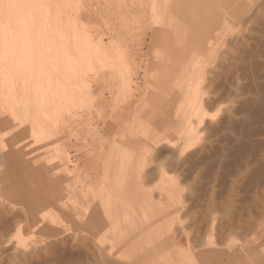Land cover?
Segmentation results:
<instances>
[{
  "label": "bare ground",
  "instance_id": "6f19581e",
  "mask_svg": "<svg viewBox=\"0 0 264 264\" xmlns=\"http://www.w3.org/2000/svg\"><path fill=\"white\" fill-rule=\"evenodd\" d=\"M81 1L83 0H0V133L6 131L7 134H11L12 135V138L15 136L16 137V133L20 134V132L22 131H26V130H29L32 134H30V136L32 137V146H35V144H39V143H46L48 142L49 140H53V139H57V137L61 134V133H71L68 137H70L72 135V137H75L76 135V138L75 139L76 141H80L82 140V142L84 143V145L86 147H84V149L82 148V151H84L87 147V151H88V154H94L95 153H98L100 150L97 146L102 145V148H103V144H105L104 141L106 140H102L104 143H100L98 142V140L100 141L102 138H99L97 140V143H96V135H99L97 134L96 132L93 131L92 128H94L93 124L91 123V119L96 116V117H99V118H102V116L106 115L107 113V109L106 107L109 105V108H110V104L112 103V100H111V103L109 104L108 103H105L104 100H103V95L101 94H97L95 95L91 90L90 88L87 87V85H85L84 83H82L84 80L82 79L84 76H86L88 73L92 72V73H95L96 75H98V72H95L93 71L94 69H96L95 67L99 66V68H106V67H109L110 69H104L105 70V73L104 71L100 72L101 75H107L106 73V70H109V71H113L114 74L117 75L118 79H120L118 81L117 77L116 78H113V76H111L115 81L117 79L118 82H120L119 84H122V87L120 89V87H118V89H120L117 93L120 95L119 98L122 102V100L124 99V97L122 96H125L127 95H132L134 90H135V93L137 91V89L133 88L135 85L137 84H133L134 86H132V82L131 81V77L133 75L131 74H134L133 71H132V68H131V65H133L132 67L135 68V64H137L136 62V52L134 50V48L130 49V51L128 50L129 49V45H132L134 44L133 46L136 45V42L140 36L138 35L137 31L139 32V29L140 30H143L142 27H139V29L137 30L136 28H138L137 26H139V24L137 25H134L136 26V30L135 31V34H137V40L134 41L133 38H131L132 34L134 33H131V36H125L124 38H121L122 36H119V32L116 31L114 29V32L112 30V34L111 32L109 33L111 35V43L109 45H105L103 44V42H99V43H96L94 42L95 40H93V38L91 37V35L89 34V32H87V29L85 27V25H81L79 23V21H77L76 19L72 20V17L71 15H69V10L72 9H78L81 7ZM96 2V0H94ZM111 1V2H110ZM109 1V5L111 3V6H115V4H112V0ZM115 1V0H114ZM113 1V2H114ZM124 1H127V0H123V1H120V3H124ZM129 1V0H128ZM135 1V3H134ZM132 1V4H137L136 3V0ZM167 1V0H166ZM138 2V0H137ZM139 2H141L140 7H143L145 8L146 5H147V2L146 0H139ZM104 3V2H103ZM107 3H108V0H107ZM114 3H118L117 6H121L122 5L119 3V2H114ZM128 3H131V0L128 2ZM127 3V4H128ZM149 3V2H148ZM90 4V3H89ZM126 4V3H124ZM126 4V5H127ZM131 4V5H132ZM166 4V3H165ZM102 5V4H101ZM107 5V4H106ZM130 5V6H131ZM139 5V3L137 4ZM149 5V4H148ZM170 5V4H169ZM168 5V6H169ZM113 6V7H114ZM125 6V5H124ZM133 7L136 6V5H132ZM168 6H163L161 8H159V5H158V1L157 0H152L151 4H150V10L153 12V20H155L156 23L160 25L163 24V16L165 17V14L167 12V8ZM132 7V8H133ZM108 8V7H107ZM127 8V7H126ZM163 8V9H162ZM165 8V9H164ZM130 9V8H129ZM127 9V11L129 10ZM134 9V8H133ZM104 10V9H103ZM120 10H123L124 9H119V12ZM260 10V9H259ZM110 10L106 11L107 12V16H109L110 14L108 13ZM169 11V9H168ZM257 11V9H256ZM262 11H263V8H262ZM74 12V11H73ZM79 12H80V9H79ZM78 12V13H79ZM105 12V14H106ZM111 12V11H110ZM199 12V11H198ZM197 12V13H198ZM225 12V11H224ZM223 12V13H224ZM233 12V11H232ZM261 12V11H260ZM76 13V12H75ZM124 13V12H123ZM128 13V12H127ZM102 14V13H101ZM121 12L119 13L118 16H120ZM77 15V14H75ZM96 15V14H95ZM126 15V14H125ZM125 15H124V18H125ZM145 15V14H144ZM144 15L142 16H139L138 17H144ZM189 16L191 17V15L189 14ZM188 16V17H189ZM253 16H255L253 14ZM106 17V15H105ZM117 17V16H116ZM123 15L119 18H122ZM127 17V16H126ZM135 17L134 15L132 16V18ZM136 19V21H139V19ZM190 17L188 18V20L190 21ZM197 16L195 17H192L191 18V21L192 24V29H193V35H194V45H192V48L190 46L187 47L186 51H185V55H187V52L189 53L190 51L193 53L192 54V57L191 59L188 61V65H189V68L188 66L186 67V70L185 68H183V58L181 59V61L178 63V64H174L175 66L172 68L174 69L171 74L166 77V78H163L162 80H160L161 82V86L162 87H167L168 86V83H171V86L172 84L174 83L173 85V91L176 90V88L180 89L179 85L184 81L185 79V84L183 86V89L181 90V96L179 98V100L177 101L176 103V112L174 113V116H173V119L171 121V125L168 126L165 130H163V132L159 135L157 133L154 132L153 134V139L151 140V144H148V146H145L144 147V152H142L141 154L139 153V149H138V145H141V140L139 139V136L140 135H144L148 132V126H149V123H148V120H149V115H146L145 118L143 117V115L141 116H136L138 118H136L135 121H133V123H131V125L127 128V130L125 132L122 133V135L120 136V141L118 143H116L115 145H111V141L108 142V144H110V146L108 147L107 151H101L102 152V158H103V165L101 164V166H103V170H104V174H103V179L102 181L100 182V187L95 190L92 186V183L90 184V182L88 183V179H91V177H89L91 175V169L93 168H88L90 169V172H89V176H85V174L87 173L86 170L84 173V177H89L88 179H84V180H88L87 183L88 185L85 186L86 184H84V182H82L81 180V173L79 172V170L81 171V166L79 168H76L77 164L75 162V166H74V163L73 166V169H71L70 167V156L71 154L69 155L67 150H66V146H63V144L61 145L60 144H56L52 143L53 146L51 147L52 151L55 150V158L52 159V160H57L59 162V164H56L58 165V168L53 166L51 168V166L53 165L51 163L50 160H48V162L50 161L49 163V166L50 164H52L49 168V172H51V174H54V172L57 170V169H61L63 170L65 173H67V176L68 174L70 175V178L73 177V180H71L72 182H69L67 184V186L65 187L66 190H63L65 191V202H63V200L61 201L62 203L61 204H64L66 203L65 205L69 206H73L74 207V210L76 209H80L83 208L82 206L84 205H81L82 202L87 204V201H85L86 199L91 203L93 200H92V197L93 199H99L100 202L102 203V206H103V212L105 214V226H106V233L104 234V237L102 238L101 240V243L103 245H110V251H111V259L112 258H117L118 260L122 261V262H125L127 264H263L264 262V233L263 231H260L258 233L257 236L255 237H252L251 239H249V241L245 244V245H238L237 247H233V249L229 250V247L225 248L226 245L225 244H222V240L221 239L223 236V234H227V233H230L232 232L231 234L232 235H235L237 233H234V232H238L237 228L238 229H243L244 228L242 227L241 225V222H239V219L238 221L236 222L233 218L229 219L227 222H224L223 219H228V218H223V219H219V215L220 213H218L216 216H214L216 214V209L220 210L219 212H221V209H219L218 205L216 207V205L214 206L215 208L213 210H215V214L212 213V211H210V207L208 208L210 213H212V215L214 217L204 220L203 221H206L208 222L207 224V228L206 231L205 228L204 230L207 232V238L206 236L204 235H201V236H204L206 238V242L204 244L205 245H199V247H197V245L200 243L199 240L198 242L196 241V238H194L192 235H194L196 232H197V229L196 228V225H194L192 222L189 223V224H193V226H190L191 228H193V230L188 227V223H187V220L186 219H189V217L185 218L183 221H184V224L178 226V229L177 231L182 230V228H186V226L188 227V229H186L187 231L189 230V234H187V231H186V241L184 239L182 240L180 237L181 233L178 234L180 237H175V234L177 233L176 232V227H175V224H176V220L179 219V214L177 212V207H181L180 211L182 210L185 211L186 209V204L184 202V199H183V193L185 191L186 188H184L183 192H182V189L183 187H181L179 185V183L181 184V182L179 181L178 183V179L172 177L177 171H170L172 170L171 168H169L170 170L168 171V167H171V165L175 162H179V158H185L187 157L189 154L197 151V149L201 146L205 144V140L203 139L204 136H205V133L206 132H203V131H200L204 128L207 129V131H209V126L210 123L215 120L216 121V118L218 119V113L220 111L221 108H219V111L218 113H214L213 111L211 112L210 109H211V106L209 107L210 109H208L207 106H209L208 104L211 105L210 102H213V100L211 101L210 99V96L213 97V93L215 92V87L212 88V86L214 85H218V84H214L213 82L216 80L219 79L218 77H220L223 72L225 71H228L226 72L227 74L232 71L235 70L236 66H239L241 67L245 62L244 65H247V66H244V68H249V65L251 66V64L253 63H249V61H251V58L248 56H245V58L241 57V59L243 58L244 63L243 61L241 62L240 60V56H241V52H239V56H237V51L236 50H243L242 48L245 46L248 47V48H245V49H249L250 47V44L248 43V40L249 38L247 39L246 37V42L245 39L241 36V38L238 36V37H235V35H231L229 34L230 31L238 24H245L247 20V18L241 16L240 19L238 18H233V20H231L230 22L232 23H228L227 26H225L224 29H216V31H218V34L216 35V38L215 36H210L208 34V32L206 31L207 29V24H206V15L203 13V15L201 16V19L199 18V21H197L196 19ZM75 18V17H74ZM104 18V16H103ZM114 18V17H112ZM123 18V19H124ZM136 18V17H135ZM108 19V18H107ZM106 19V20H107ZM110 19V18H109ZM108 19V20H109ZM118 19V18H117ZM123 19L122 22L124 21ZM132 20V19H130ZM126 21L125 19V23H124V27H127L126 25H129L131 23H133L132 21ZM141 20V19H140ZM116 21V20H115ZM263 21V20H262ZM104 22V21H103ZM107 22V21H106ZM105 22V23H106ZM121 22V23H122ZM131 22V23H130ZM82 23V22H81ZM111 23H113L111 21ZM120 23V22H119ZM120 23V24H121ZM127 23V24H126ZM129 23V24H128ZM247 23V22H246ZM135 24V21L134 23ZM130 25V28L133 27V30L134 31V26ZM142 24V23H141ZM184 24V23H183ZM182 24V25H183ZM252 24V23H251ZM87 25V24H86ZM123 25V24H122ZM187 25V24H186ZM189 25V24H188ZM91 26H94V25H91ZM98 27V25H96ZM110 26L108 25L107 23V27ZM120 26V25H119ZM118 26V27H119ZM132 26V27H131ZM143 26V24H142ZM158 26V27H159ZM167 26V25H166ZM170 26V29L171 27L172 28H175L177 26H172V23L169 22V25ZM106 27V25H105ZM114 27V25H113ZM163 27V25H162ZM87 28H90V27H87ZM96 28V27H95ZM116 28V27H115ZM123 27L120 26V29H122ZM142 28V29H141ZM164 28V27H163ZM167 28V27H166ZM182 28V27H181ZM100 29V27L98 28ZM108 29H110L108 27ZM119 29V30H120ZM125 29V28H124ZM150 29V28H148ZM147 29V30H148ZM160 28H157V31H159ZM180 29V27L178 28V30ZM184 29V28H183ZM190 29V28H189ZM95 30V29H94ZM169 30V29H168ZM167 30V31H168ZM185 30V29H184ZM91 31V30H90ZM116 31V32H115ZM121 31V30H120ZM151 31V29H150ZM180 31V30H179ZM108 32V30H107ZM181 32V31H180ZM192 32V30H191ZM130 33V32H129ZM95 34V33H94ZM179 34V33H178ZM200 34H202V38L200 39L199 36ZM103 35V34H102ZM121 35V34H120ZM134 35V34H133ZM231 35V36H230ZM109 36V35H108ZM134 36V38H136ZM166 36V35H165ZM169 36V35H168ZM172 36V35H171ZM176 36V35H175ZM192 36V34H191ZM180 37V36H179ZM214 37V38H213ZM161 38V37H160ZM167 38V37H166ZM174 38V37H172ZM199 40H195V39H198ZM240 38V39H239ZM133 39V40H132ZM155 39H159L158 38V34L157 36H155ZM181 39V38H179ZM251 39V38H250ZM162 40V38H161ZM167 40V39H166ZM170 39L168 38L167 41H169ZM134 41V42H133ZM152 41V40H151ZM180 41V40H179ZM186 41V40H185ZM196 41V42H195ZM218 41V43H216ZM253 41V40H252ZM259 41V40H258ZM132 42V44L130 43ZM139 42V41H137ZM217 45L220 44H223L224 47H228L230 46L233 47L234 45H239L237 47H240V46H243L241 48H238V49H235V46L233 47V53L236 52L237 55H233L234 58H232V54L231 53V56H229L226 52L224 53V56L227 55L230 59H234V60H230L228 57L227 60L231 61L228 63L231 64L230 66L233 65V61H235V58H239V62L235 61L234 62V66L232 67H235V68H232L231 70L228 69L230 68V66H226V65H229V64H224V66H226V69L225 67H222L223 68V72L220 73L219 75H217L218 79H216V75L214 76V74H218L217 72H215L213 74V76L215 77H210L212 75H210L209 77L210 78H214L215 80H211L209 79L210 81V85L214 84L211 86L212 89H214L212 95H209V100L208 101V96H207V91L209 92V90H204V92L202 91V89H205L207 86L209 89V86L210 85H205V83H207L208 79L209 78L208 76L206 77V69L208 67V65H210L209 61H208V57L207 56V52L209 51L208 49L211 48V46H213L215 43ZM235 42V43H234ZM255 42V41H254ZM262 42V41H261ZM175 43V42H174ZM177 43V42H176ZM256 43V42H255ZM139 44V43H138ZM147 44V43H146ZM191 44V43H190ZM245 44V46H244ZM260 44V43H258ZM257 44V45H258ZM262 44V43H261ZM151 45V43H150ZM169 45V44H167ZM264 45V44H263ZM165 46V45H164ZM162 46V47H164ZM171 46V45H170ZM176 46V45H175ZM132 47V46H131ZM130 47V48H131ZM136 47V46H135ZM138 47V46H137ZM151 47V46H150ZM177 47V46H176ZM217 47V46H216ZM215 47V48H216ZM140 48V47H139ZM166 48V47H165ZM178 48V47H177ZM215 48L213 47L211 51H213L215 53ZM228 48V50L230 49ZM256 48V47H255ZM258 49H262V48H259L257 47ZM154 49V48H153ZM170 49V48H169ZM183 49V48H182ZM214 49V50H213ZM232 49V48H231ZM235 49V50H234ZM252 49V48H250ZM256 49V50H258ZM139 50V49H138ZM171 50V49H170ZM169 51V50H168ZM223 51V50H222ZM235 51V52H234ZM244 51V50H243ZM242 51V52H243ZM251 51V50H250ZM259 51V50H258ZM129 52V54H128ZM143 52V51H142ZM232 52V51H231ZM244 52H246L248 54V52L245 50ZM243 52V53H244ZM252 52V51H251ZM250 52V53H251ZM253 52H257V51H253ZM252 52V53H253ZM222 53L223 52H220L219 55L222 56ZM254 53V54H255ZM259 53V52H258ZM257 53V55H258ZM164 54V53H163ZM254 54H251V55H254ZM184 55V54H183ZM165 56V55H164ZM163 56V58H164ZM170 56V54H169ZM236 56V57H235ZM243 56V54H242ZM256 56V54H255ZM166 57V56H165ZM182 57V56H181ZM210 57V56H209ZM214 57V54H212V56L210 57V60ZM220 57V58H221ZM219 58V60L221 61V59ZM256 58V57H255ZM144 59V58H143ZM147 59V58H146ZM165 59V58H164ZM217 59V58H216ZM224 59V58H223ZM250 59L249 61H246ZM140 60V59H139ZM226 60V59H225ZM224 60V61H225ZM226 60V61H227ZM252 60H255L254 58ZM142 61V60H140ZM167 60H165L166 62ZM171 61V60H169ZM223 61V60H222ZM225 61V63H227ZM241 62V64H239ZM155 63H158V60L155 59ZM216 64V62H214ZM222 63V62H221ZM220 63V64H221ZM249 63V64H248ZM144 64V63H143ZM167 64V63H166ZM236 64V66H235ZM239 64V65H237ZM255 64V62L253 63ZM135 65V66H134ZM145 65V64H144ZM223 65V64H222ZM169 66V65H168ZM214 65L212 64V67ZM216 66V65H215ZM219 65L218 64V67H214L215 69L216 68H219ZM256 66V65H254ZM252 65V67H254ZM145 67V66H144ZM228 67V68H227ZM250 67V68H252ZM257 69L259 68L258 66H256ZM141 69V67H139ZM214 68L211 69L210 67V70H215ZM221 68V67H220ZM238 68V67H237ZM236 68V69H237ZM243 68V67H241ZM247 68L246 69H243V70H246V73H247ZM255 68V67H254ZM98 69V68H97ZM102 69V70H103ZM137 70V68H135ZM225 69V71H224ZM135 70V73L137 72ZM143 70V69H142ZM182 70L179 75L176 77V72ZM208 70V71H210ZM218 70V69H217ZM221 70V69H220ZM219 70V71H220ZM230 70V72H229ZM259 70V69H258ZM262 70V68H261ZM264 70V69H263ZM132 71V72H131ZM139 71V69H138ZM169 70L167 69V72ZM207 71V72H208ZM236 71V70H235ZM238 71V70H237ZM249 71V69H248ZM251 71V70H250ZM254 71V70H253ZM252 71V72H253ZM257 71V70H256ZM221 72V71H220ZM239 72V71H238ZM111 73V72H110ZM113 73H111L112 75H114ZM147 73V72H146ZM213 73V71H212ZM224 73V74H226ZM243 73V72H242ZM250 73V72H249ZM99 74V75H100ZM109 74V72H108ZM109 74V75H111ZM222 74V75H224ZM240 75V72L238 73ZM253 73H251L250 75L252 76ZM261 74V72H260ZM115 75V76H116ZM136 75V74H135ZM175 75V76H174ZM208 75V74H207ZM242 75V74H241ZM249 75V74H248ZM155 76L158 77V73L155 74ZM163 76V75H162ZM166 75H164L165 77ZM174 76V77H173ZM247 76V75H246ZM99 77V76H98ZM105 78V76H103ZM110 77V76H108ZM110 77V78H111ZM221 77H225L224 76H221ZM228 77V76H226ZM234 76H232L233 78ZM239 77V76H238ZM244 77V76H243ZM250 77V76H249ZM147 80H150L148 79L149 76L146 77ZM225 79V78H224ZM228 79V78H227ZM225 79V80H227ZM234 79H237V78H234ZM239 79V78H238ZM237 79V80H238ZM254 79V78H253ZM256 79V78H255ZM254 79V80H255ZM83 80V81H81ZM146 80V81H147ZM207 80V81H206ZM221 80V78L219 79ZM218 80V81H219ZM229 80V79H228ZM264 80V79H263ZM79 81H80V85H79ZM113 81V80H112ZM141 81V80H140ZM224 81V80H223ZM252 81V80H251ZM149 82V81H147ZM226 82V81H225ZM229 82V81H227ZM231 82V81H230ZM82 83V84H81ZM218 83V82H217ZM233 83V82H232ZM257 83V82H256ZM112 84V83H111ZM146 84V83H145ZM148 84V83H147ZM221 84H222V81H221ZM255 84V83H254ZM224 86V84H222ZM226 85V84H225ZM99 86V85H98ZM113 86V85H112ZM206 86V87H204ZM255 86V85H253ZM259 86V85H258ZM90 87V86H89ZM136 87V86H135ZM139 87V86H137ZM147 87V86H146ZM204 87V88H203ZM221 87V86H219ZM232 87V86H231ZM257 87V86H256ZM106 88V87H105ZM110 88V87H109ZM114 88V87H113ZM116 88V87H115ZM144 88V87H143ZM142 88V89H143ZM172 88H169L170 90H172ZM210 88V90L212 91V89ZM226 88V87H225ZM253 88V87H252ZM108 89V87H107ZM112 89V88H110ZM109 89V90H110ZM153 90V88H151ZM155 89V88H154ZM224 89V88H223ZM222 89V90H223ZM233 89V88H232ZM231 89V90H232ZM238 89V88H237ZM261 89V88H260ZM102 90V89H101ZM115 90V89H114ZM112 90V92L114 91ZM117 90V88H116ZM145 90V89H144ZM169 90V91H170ZM219 91L221 89H218ZM107 91V90H106ZM140 91V90H139ZM138 91V92H139ZM151 91V90H150ZM157 91V90H156ZM172 91V92H173ZM177 91V90H176ZM217 91V92H219ZM237 91V90H236ZM263 91V90H262ZM111 92V90H110ZM109 92V93H110ZM111 92V93H112ZM116 92V91H115ZM114 92V93H115ZM120 92V93H119ZM142 92V91H141ZM231 92V91H230ZM258 92V91H257ZM264 92V91H263ZM103 93V92H101ZM108 93V92H107ZM134 93V94H135ZM175 93V92H174ZM224 93V92H222ZM232 93V92H231ZM261 93V91H260ZM105 94V92H104ZM118 94H116V96L118 97ZM141 94V93H140ZM144 94V93H143ZM211 94V92L209 93ZM220 94V92H219ZM233 94V93H232ZM254 93H252L253 95ZM112 95V94H111ZM110 95V96H111ZM115 95V94H113ZM127 95V97H128ZM139 95V94H138ZM153 95V99H156V98H159V94L158 92L152 94ZM165 95V94H164ZM234 95V94H233ZM140 96V95H139ZM148 96V95H147ZM168 96V95H167ZM262 96V95H261ZM132 97V96H129V98ZM135 97V96H134ZM138 97V96H137ZM216 97V103L219 102L217 96L215 95ZM214 97V98H215ZM250 97V96H249ZM259 97V96H258ZM114 98V97H113ZM116 99V97L114 99L117 100L116 104L118 106V99ZM123 98V99H122ZM126 98V96H125ZM133 98V97H132ZM142 98H143V95H142ZM140 99L142 100L141 101V104H142V109H141V113L143 114V111L145 110V108L148 106L149 107V104L150 103H146V101L148 100V98H143V99ZM213 98V99H214ZM223 98V97H221ZM253 98V97H252ZM251 98V99H252ZM128 99V98H127ZM127 99H124L123 101L127 102L126 100ZM138 99V98H137ZM165 99V98H164ZM251 99L249 100V102H251ZM261 99V98H260ZM263 99V98H262ZM115 100V101H116ZM139 100V102H140ZM223 100V99H222ZM246 99H244L245 101ZM259 100V99H258ZM106 101V100H105ZM137 101V100H135ZM151 101V100H149ZM168 101V100H167ZM209 103H208V102ZM254 101V100H252ZM255 101H257V99L255 98ZM260 101V100H259ZM107 102V101H106ZM130 102V101H129ZM128 104H131L129 103ZM225 103V100L223 101ZM247 102V101H246ZM123 103V102H122ZM121 103V105H122ZM136 103V102H135ZM138 103V101H137ZM136 103V104H137ZM154 103V102H153ZM152 103V104H153ZM171 103V102H170ZM208 103V104H207ZM214 103V102H213ZM212 103V105H213ZM214 103V105L216 104ZM253 103V102H252ZM256 103V102H255ZM115 104V105H116ZM127 103H125L124 105H126ZM219 105H221L222 103H218ZM217 104V105H218ZM244 104V103H242ZM248 103H246L247 105ZM260 104H263V103H260ZM114 105V104H113ZM119 105V107L121 106ZM123 105V106H124ZM133 105V104H132ZM207 105V106H206ZM225 105V104H223ZM251 105H255V104H251ZM127 106V105H126ZM136 106V105H135ZM153 106V105H152ZM226 106V105H225ZM245 106V105H244ZM263 106V105H262ZM213 107V106H212ZM247 107V106H246ZM258 107V106H257ZM117 108V107H114V109ZM127 107H125L126 109ZM129 108V107H128ZM134 108V106L132 107ZM138 108V107H137ZM255 108V107H254ZM112 109V108H110ZM120 109V108H118ZM131 109V108H130ZM226 109V107H225ZM224 107L222 109V111L224 110ZM231 109V107L229 108ZM256 109V108H255ZM260 109V108H259ZM262 109V108H261ZM260 109V110H261ZM109 110V109H108ZM117 109L113 110L116 111ZM121 110V109H120ZM132 110V109H131ZM136 110V108H135ZM210 112H209V111ZM215 110V109H214ZM258 110V109H257ZM125 111V110H124ZM139 111V110H137ZM223 111V112H224ZM233 111V110H232ZM253 111V110H252ZM79 113V117L77 118L75 115L72 116L73 114L75 113ZM111 112V110L109 111ZM122 112V111H120ZM123 113V112H122ZM121 113V114H122ZM127 114V111L124 112ZM134 113V111H133ZM226 113V112H225ZM257 113V112H256ZM260 113V111H259ZM108 114V113H107ZM110 114V113H109ZM112 114V113H111ZM118 114V113H115V115ZM130 114V113H129ZM161 114V113H160ZM224 114V113H222ZM133 115V114H132ZM131 115V116H132ZM138 115V113H137ZM225 115V114H224ZM227 115V114H226ZM233 115V113H232ZM238 115V114H237ZM118 116V115H116ZM121 116H124L123 114ZM128 116V115H127ZM222 116V115H221ZM235 116V115H234ZM107 117V116H106ZM114 117V116H113ZM119 117V116H118ZM225 117V116H224ZM237 117V116H235ZM234 117V118H235ZM104 118V117H103ZM112 118V117H110ZM117 118V117H116ZM123 118V117H122ZM127 118V117H126ZM215 118V119H214ZM227 118H229L227 116ZM226 118V119H227ZM241 118V117H240ZM118 119V118H117ZM116 119V120H117ZM128 119V118H127ZM162 119V118H160ZM225 119V120H226ZM238 118H236L237 120ZM244 119V118H243ZM247 119V118H246ZM93 120V119H92ZM111 120V119H110ZM113 120V119H112ZM120 120V118H119ZM122 120V119H121ZM120 120V122H121ZM125 120V119H123ZM129 120V119H128ZM132 120V119H131ZM219 120V119H218ZM224 120V119H223ZM222 120V121H223ZM114 121V120H113ZM127 121V120H125ZM242 121V120H241ZM112 122V121H111ZM119 122V121H118ZM124 122V121H123ZM154 122V121H153ZM156 122V121H155ZM210 122V123H208ZM220 122V120L218 121V123ZM69 123H73L74 124V129L71 127V125H69ZM103 123H106V120L105 122L103 121ZM114 123V122H113ZM112 123V124H113ZM158 123V121H157ZM155 123V124H157ZM161 123V122H160ZM217 123V122H216ZM217 123V124H218ZM227 122L225 121V124ZM115 124V123H114ZM119 125H117V127L120 126V123H118ZM163 124V123H162ZM215 124V122H214ZM224 124V125H225ZM96 125V124H95ZM98 125V124H97ZM110 125V124H109ZM123 125V123H122ZM121 125V126H122ZM221 126V125H220ZM219 126V128H220ZM98 127V126H97ZM96 127V128H97ZM110 127V126H109ZM123 127V126H122ZM121 127V129H122ZM209 127V128H208ZM217 127V126H216ZM102 128V127H101ZM228 129V127H226ZM74 131H73V130ZM217 129V128H216ZM222 129V128H221ZM96 130V129H95ZM113 130H115V128H113ZM118 130V128L116 129ZM218 130V129H217ZM18 131V132H17ZM206 131V130H205ZM225 131V129H224ZM223 131V132H224ZM5 132V133H6ZM98 132V131H97ZM104 132V131H103ZM102 132V133H103ZM108 132V131H107ZM106 132V133H107ZM115 132V131H114ZM117 132V131H116ZM204 135H203V133ZM221 133V131H218ZM222 132V133H223ZM227 132V131H226ZM225 132V133H226ZM73 133H74V136H73ZM112 133V132H111ZM224 133V134H225ZM230 133V130L229 132ZM23 134V133H22ZM109 134V133H108ZM202 134V137L201 138V135ZM218 134V133H217ZM5 135V134H4ZM66 135V134H65ZM103 135V134H102ZM207 135V134H206ZM211 135V134H210ZM223 135V134H222ZM220 135V136H222ZM229 135V134H228ZM1 136V135H0ZM23 136V135H22ZM62 136V135H61ZM105 136H107L105 134ZM209 136V134H208ZM7 137V136H6ZM5 137V139H6ZM9 139L11 136H9ZM7 137V139H8ZM64 136H62L63 138ZM99 137V136H98ZM101 137V136H100ZM112 137V136H111ZM117 137V136H116ZM219 137V136H218ZM227 137V136H226ZM230 137V136H229ZM60 138V137H59ZM71 138V137H70ZM69 138V139H70ZM108 138H109V135H108ZM106 138V139H108ZM114 138V137H113ZM112 138V139H113ZM212 138V137H211ZM223 138V137H222ZM225 138V137H224ZM223 138V139H224ZM239 138V137H238ZM242 138V137H241ZM247 138V137H246ZM249 138V137H248ZM3 137L1 136L0 137V141H2ZM6 139V140H7ZM14 139V138H13ZM22 139V138H21ZM20 139V140H21ZM66 139V138H65ZM68 139V138H67ZM74 139V138H73ZM138 139V140H137ZM221 139V137H220ZM240 139V138H239ZM4 140V141H6ZM15 140V139H14ZM18 140V138H17ZM16 140V141H17ZM24 140V138H23ZM21 140V141H23ZM64 140V139H63ZM203 140L204 143H200L201 141ZM209 140V139H208ZM245 140V138H244ZM3 141V142H4ZM12 141V140H11ZM11 141H9L11 143ZM57 141V140H56ZM59 141V140H58ZM62 141V140H61ZM66 141V140H64ZM240 141H243V140H240ZM248 141V140H247ZM8 142V143H9ZM15 142V141H14ZM25 142V140L23 141ZM27 142V141H26ZM69 142V141H68ZM67 142V143H68ZM71 142H72V139H71ZM80 141V143H82ZM211 145L212 142L208 141ZM235 142V141H234ZM239 142V140H238ZM17 143H20V141ZM22 143V142H21ZM50 143V142H49ZM66 143V145H67ZM75 143V141H74ZM79 143V142H78ZM79 143V144H80ZM99 143V144H98ZM149 143V142H148ZM215 143V141H214ZM218 143V142H217ZM244 143V141L242 142ZM26 144V143H25ZM48 144V143H47ZM144 144V143H143ZM200 144V145H199ZM238 144V143H237ZM1 145V144H0ZM18 145V144H17ZM17 145H15L17 147ZM26 145H29L28 143ZM41 145V144H40ZM70 145V144H68ZM147 145V144H146ZM206 145V144H205ZM241 145V144H239ZM246 145V144H245ZM30 146V145H29ZM48 145H46L47 147ZM74 146V145H73ZM79 146V145H78ZM108 146V145H107ZM207 146V145H206ZM234 146V145H233ZM255 146V145H254ZM260 146V145H259ZM258 146V147H259ZM6 147H7V144H6ZM31 147V146H30ZM50 147V146H49ZM70 147V146H69ZM76 148V145L74 146ZM82 147V146H80ZM79 147V148H80ZM105 147V146H104ZM163 147H166L168 151H171L172 152V155H173V158L172 156L170 157V154H167L169 155L167 158L171 159L170 162L173 160H176L174 161L172 164L170 163V166L169 164L167 163L169 160L167 158H164L162 155L161 158L163 157V159H167L166 163L168 164L167 168L166 166L162 165L161 163L164 164V162L161 161V158L159 156V161H161L160 165H161V168L164 167L166 168L167 170V173L165 170H158L160 171L157 176L158 180H159V177H160V184H163L161 185L160 187V193H158L160 195V197L158 196V200L156 198H150L151 195H153V193L151 195H147V191L144 190V187H148L147 186V183H146V178H144V175L154 167V163H150L148 165H146V159L145 157L147 156V153H149L150 151V155H158L159 153V150H161ZM237 147V146H236ZM246 147V146H245ZM251 148L253 147L250 146ZM11 148V147H10ZM23 148V147H22ZM43 148V146L41 147ZM48 148V147H47ZM68 148V146H67ZM78 148V147H77ZM76 148V149H77ZM78 148V149H79ZM98 148V150H97ZM201 148V147H200ZM207 148V147H206ZM204 149L205 151L202 152L203 150V147L201 148L202 151H199L201 153H204L207 151V149ZM234 148V147H233ZM244 148V147H243ZM248 148V147H247ZM246 148V149H247ZM263 148V147H262ZM8 149V148H7ZM31 149L33 148H30L27 146V152L28 150L30 151ZM38 149V148H37ZM49 149V148H48ZM49 149V150H51ZM255 149V147H254ZM6 150V149H5ZM25 150V149H24ZM42 150V149H41ZM69 150V149H68ZM80 152H81V148L79 149ZM104 150V148H103ZM167 150L163 151V153H167ZM200 150V149H199ZM264 150V149H263ZM7 151V150H6ZM35 151V149H34ZM70 151V150H69ZM75 151H78V150H75ZM98 151V152H96ZM162 151V150H161ZM210 151V150H209ZM214 151V149H213ZM20 152V151H19ZM18 152V153H19ZM32 152V151H30ZM101 152H99L98 154L101 155ZM198 152V151H197ZM194 155H196V153ZM208 152V151H207ZM206 152V153H207ZM10 153V154H9ZM6 157V166L8 167H11L14 165V162L16 164V154H14V152L11 150V152H9ZM33 153V152H32ZM32 153H31V156H32ZM37 153V152H36ZM40 153V152H39ZM76 153V152H75ZM74 153V154H75ZM162 153V152H160ZM162 153V154H163ZM209 153V152H208ZM224 153V152H223ZM254 153V151H253ZM7 154V153H5ZM42 154V153H41ZM40 154V155H41ZM52 153H50L51 155ZM53 154V155H54ZM82 154V153H81ZM84 154V153H83ZM140 154V155H139ZM146 154V156H145ZM198 154V153H197ZM256 154V153H255ZM23 153H19V158H17V165H15V167L12 168L13 172H15V184H16V187H17V190L19 192H23L26 190V197H32L31 199L34 198V200L39 197L38 195H42V191H44L45 187H46V176H47V171L44 172V173H41V170L43 168H38V166H35V164L33 165L32 162L30 161V159H26L25 157V160H23ZM28 155V154H27ZM35 155V154H34ZM87 155V153H86ZM97 156V154H95ZM177 159H175L176 156ZM194 155H189L188 157L189 158H193ZM200 155V153L198 154ZM210 155V154H209ZM221 155V154H220ZM31 156L29 155V157L31 158ZM37 156V155H36ZM39 156V154H38ZM85 156V155H83ZM88 156V155H87ZM175 156V157H174ZM191 156V157H190ZM197 156V155H196ZM195 156V157H196ZM215 156V155H214ZM213 156V157H214ZM263 156V155H262ZM18 157V156H17ZM33 157V156H32ZM35 157V156H34ZM52 157V155H51ZM86 157V156H85ZM90 157V156H89ZM89 157H86V158H89ZM202 157V156H201ZM211 157V156H210ZM223 157V155H222ZM249 157V156H248ZM23 158V159H22ZM49 158V157H48ZM81 159V157H78V159ZM83 158V157H82ZM92 158V157H91ZM95 158V157H94ZM101 156H100V159H102ZM151 158V157H150ZM197 158V157H196ZM195 158V159H196ZM200 158V157H198ZM197 158V159H198ZM97 159V158H96ZM173 159V160H172ZM185 159H188V158H185ZM185 159H184V164L189 160H187L185 162ZM258 159V158H257ZM262 159V157H261ZM191 160V159H190ZM246 160V163H247V159ZM3 161V160H2ZM82 161V160H81ZM85 161V160H84ZM88 161V160H86ZM90 161H93V158L92 160L90 159ZM102 161H99L98 160V164L99 162H102ZM152 161V159H151ZM201 161V159L199 160ZM198 161V162H199ZM210 161V160H209ZM218 161V160H217ZM260 161V160H259ZM257 161V162H259ZM263 161V160H262ZM56 162V161H55ZM93 162H95L96 164V160H94ZM148 162V161H147ZM155 162V161H154ZM158 162H156L155 165L158 164ZM180 162H183L180 160ZM196 161V163H198ZM252 162V161H251ZM256 162V161H255ZM54 163V162H53ZM80 163V162H79ZM83 163V162H82ZM91 162H89L90 164ZM176 163V164H177ZM207 162H205L206 164ZM209 163V162H208ZM207 163V164H208ZM263 163V162H261ZM71 164V165H72ZM88 163H86L87 165ZM88 164V166H89ZM93 164V163H92ZM91 164V165H92ZM182 164V163H181ZM182 164V165H184ZM187 164V163H186ZM193 164V162H192ZM195 164V163H194ZM203 164V165H205ZM213 163H211L212 165ZM244 164V163H243ZM254 164V163H253ZM257 164V163H255ZM2 165V163L0 164ZM55 165V164H54ZM79 165V164H78ZM159 165V164H158ZM196 165V164H195ZM194 165V166H195ZM210 165V166H211ZM220 165V164H219ZM83 166V165H82ZM87 166V167H88ZM95 166V165H94ZM153 166V167H152ZM173 166V165H172ZM177 165H175L174 167H176ZM187 165H185V167H183V169L185 168V171L187 172ZM189 166V165H188ZM206 166V165H205ZM209 166V167H210ZM247 166H250L251 165H246ZM258 166V165H257ZM263 166V165H262ZM47 167V168H48ZM85 166H83L84 168ZM160 167V166H159ZM174 167H172L174 169ZM191 167V165L189 166ZM202 167V166H200ZM243 167V166H242ZM1 168V167H0ZM82 168V170L84 171V169ZM97 168V167H96ZM99 168H100V165H99ZM182 168V167H181ZM195 168V167H194ZM203 168V167H202ZM207 168V166H206ZM216 167H214L215 169ZM219 168V167H218ZM244 168V167H243ZM252 168V167H251ZM258 168V167H257ZM56 169L53 173L52 171ZM155 169H158V168H155ZM155 169L153 168V170L155 171ZM187 169V170H186ZM201 169V168H200ZM200 169H199V173H200ZM212 169V167H211ZM245 169H249L250 168H245ZM253 169V168H252ZM10 170V169H9ZM152 170V171H153ZM176 170H179L178 168ZM192 171L194 173V171H198L197 168L193 171V166H192V169H189L188 171ZM204 170V169H203ZM235 170V169H234ZM237 170V169H236ZM11 171V170H10ZM96 171V169H95ZM100 170L97 169V172H99ZM101 171H102V167H101ZM153 171V172H154ZM158 171H155L158 172ZM190 171V174L192 173ZM202 171V170H201ZM205 171V170H204ZM208 171V170H206ZM239 171V170H238ZM243 170H241L242 172ZM248 172V170H246ZM263 171V170H262ZM25 172V173H24ZM43 172V171H42ZM58 172V170H57ZM151 172V170H150ZM174 174H172V173ZM179 172V171H178ZM209 172V171H208ZM212 172V171H211ZM237 172V171H236ZM240 172V171H239ZM239 172L238 175H239ZM240 172V173H241ZM10 173V172H9ZM62 173V172H61ZM64 173V174H65ZM83 173V172H82ZM93 173V171H92ZM152 173V172H151ZM170 173V174H169ZM189 173V172H187ZM198 173V172H197ZM202 173V172H201ZM245 173V172H244ZM258 172H256L257 174ZM59 174V173H57ZM102 174V173H101ZM100 174V175H101ZM172 174V176H171ZM196 174V173H194ZM205 174V173H203ZM211 174V173H210ZM243 174V173H242ZM241 174V175H242ZM248 174V173H247ZM251 174V173H250ZM63 175V174H62ZM83 175V174H82ZM87 175V174H86ZM100 175L98 174L99 178H100ZM177 175V174H176ZM174 175V176H176ZM184 175H187L186 173H184ZM193 175V174H192ZM199 175V174H198ZM231 175V174H229ZM244 175V174H243ZM263 175V174H262ZM13 176V175H12ZM60 176V175H59ZM57 176V177H59ZM65 176V175H64ZM92 176V175H91ZM95 176H97L95 174ZM102 176V175H101ZM150 176V175H149ZM148 176V177H149ZM189 176V175H188ZM196 175H194L195 177ZM210 176V175H209ZM212 176H213V173H212ZM228 176V175H227ZM245 176V175H244ZM48 177V176H47ZM55 177V176H53ZM93 177V176H92ZM156 177V174L155 176ZM179 177V175H178ZM177 177V178H178ZM181 177V176H180ZM193 177V178H194ZM197 177V176H196ZM208 177V176H207ZM254 177V176H253ZM69 178V177H68ZM96 178V177H95ZM98 178V177H97ZM156 179V181H158ZM192 178V180H194ZM200 178H203V176ZM205 178V177H204ZM213 178V177H212ZM216 178V177H215ZM234 178V177H233ZM235 178H237L235 176ZM244 178V177H243ZM60 179V178H58ZM62 179H65V178H61ZM67 179V178H66ZM149 179V178H148ZM147 179V181H148ZM154 179V180H155ZM218 180V178H216ZM215 179V180H216ZM241 179V178H239ZM264 179V178H263ZM50 180V179H49ZM83 180V181H84ZM101 180V179H100ZM181 180V179H180ZM195 180H197L195 178ZM202 180V179H200ZM214 180V178H213ZM230 180V179H229ZM238 180V179H237ZM262 180V178H261ZM10 181V180H9ZM91 181V180H90ZM151 180H149L150 182ZM155 181V182H156ZM198 181V180H197ZM207 181V180H206ZM240 181V180H239ZM242 181V180H241ZM28 182V183H27ZM31 184H36L37 186V189L35 190V188H33V190L30 188V186L33 187V185H30V186H27V184L29 185L30 183ZM51 182V180H50ZM54 182H57L58 184V181H55ZM61 182V181H60ZM65 182V180H64ZM92 182H94V180L92 179ZM159 182V181H158ZM157 182V183H158ZM192 182V181H191ZM204 182V181H203ZM222 182V181H221ZM256 182V181H255ZM12 183V182H11ZM48 183V182H47ZM71 183V184H70ZM95 183H97V180L95 179ZM154 183V182H153ZM183 183V182H182ZM195 183V182H194ZM207 183V182H206ZM215 183V182H213ZM219 183V182H218ZM228 184H230L229 182H227ZM233 183V182H232ZM235 183V182H234ZM234 183L232 185H234ZM240 183V182H239ZM262 183V181L260 182ZM98 184V183H97ZM159 184V185H160ZM198 184V183H197ZM196 184V186H197ZM210 184V183H209ZM258 184V183H256ZM0 185L2 187H7L8 183H7V176L6 175H3V177L0 178ZM10 185V184H9ZM12 185V184H11ZM49 185H51L49 188L53 187V183H50ZM62 185H63V182H62ZM99 185V184H98ZM153 185V184H152ZM154 185H158V184H154ZM153 185V186H154ZM183 185V184H181ZM202 185V184H201ZM48 186V185H47ZM55 186H56V183H55ZM58 186V185H57ZM95 186V185H94ZM151 186V185H150ZM194 186V185H193ZM203 186V185H202ZM211 186V185H210ZM226 186V185H225ZM224 186V187H225ZM229 186V185H228ZM243 186V185H241ZM257 186V185H256ZM60 187V185H59ZM59 187H56V188H59ZM64 187V186H63ZM96 187V186H95ZM212 187L213 184H212ZM220 187V186H219ZM223 187V188H224ZM227 187V186H226ZM230 187V186H229ZM232 187V186H231ZM240 187V186H239ZM259 187V186H258ZM55 188V187H54ZM195 188V187H194ZM199 188V186H198ZM215 188V187H214ZM233 188V187H232ZM235 188V187H234ZM233 188V189H234ZM48 189V188H46ZM45 189V190H46ZM62 188L60 187L59 190H61ZM147 189V188H145ZM200 189V188H199ZM198 189V190H199ZM207 189V188H206ZM217 189V188H216ZM222 189V188H221ZM260 189V188H259ZM264 189V187H263ZM2 190V188H1ZM58 190V191H59ZM62 190V191H63ZM153 190V189H152ZM196 190V189H195ZM220 190V189H219ZM226 190V189H225ZM204 191V190H203ZM210 191V190H209ZM212 191V190H211ZM214 191V190H213ZM234 191H237L236 189ZM259 191V190H258ZM262 191V190H261ZM4 192V191H3ZM17 192V191H16ZM49 192V191H48ZM194 192V190H193ZM196 192V191H195ZM221 192V191H220ZM226 192V191H225ZM230 192H233V191H230ZM256 192V191H255ZM10 193V192H8ZM18 193V192H17ZM20 193V194H21ZM25 193V192H24ZM51 193V192H50ZM49 193V195H50ZM151 193V192H150ZM205 193H207L205 191ZM264 193V192H263ZM262 193V194H263ZM45 194V193H44ZM55 194V192H54ZM53 194V195H54ZM157 194V193H156ZM195 194V193H193ZM199 194H203V193H199ZM211 194V192H210ZM229 194V193H227ZM226 194V195H227ZM232 195L234 193H231ZM237 194V193H236ZM261 194V193H260ZM261 194V195H262ZM19 195V194H18ZM24 194H22L23 196ZM47 195V194H46ZM60 195V192L58 194L57 197H63V196H59ZM63 195V194H61ZM170 195V196H169ZM208 195V194H207ZM214 195V194H213ZM215 195H216V191H215ZM221 195V194H220ZM225 195V194H224ZM235 195V194H234ZM155 196V195H154ZM169 196V197H168ZM196 196V195H195ZM201 196V195H200ZM223 196V195H222ZM239 196V195H238ZM21 197V195L19 196ZM18 197V198H19ZM40 197H43V196H40ZM45 197V196H44ZM49 197V196H48ZM89 197H91V199H88ZM190 198V196H188ZM187 197V198H188ZM197 197V196H196ZM205 197V196H203ZM208 197V196H206ZM212 197V196H211ZM261 197V196H259ZM22 198V197H21ZM52 198V197H50ZM187 198L185 199L186 202L188 201H192L194 200V198H190L188 199L187 201ZM222 198V197H221ZM226 198V197H225ZM234 198V197H232ZM239 198V197H238ZM257 198V197H256ZM53 199H54V196H53ZM62 199V198H61ZM95 199V201H97ZM202 199V198H201ZM212 199V198H211ZM241 199V197H240ZM23 200V199H21ZM28 200V199H27ZM30 200V199H29ZM84 200V201H83ZM91 200V201H90ZM204 200V199H203ZM208 200V199H207ZM218 200V199H217ZM226 200V199H225ZM228 200V199H227ZM234 200V199H233ZM252 200V198H251ZM257 200V199H256ZM264 200V199H263ZM30 201H33V200H30ZM29 201V202H30ZM36 201V200H35ZM55 201V200H54ZM93 201V202H95ZM195 201V200H194ZM193 201V202H194ZM223 201V199H222ZM222 201H219L222 202ZM258 201V200H257ZM261 201V200H260ZM40 202V201H39ZM92 202V203H93ZM100 202H96V203H99ZM192 202V203H193ZM198 202V201H197ZM210 202V201H209ZM208 202V203H209ZM226 202V201H224ZM230 202V201H229ZM264 202V201H263ZM49 204V202H47ZM52 205H53V202H50ZM91 203V204H92ZM201 203V201L199 202ZM206 203V202H205ZM212 203V201H211ZM209 204L207 206H211L212 207V204ZM237 203V201H236ZM239 203V201H238ZM252 203V202H251ZM248 202V204H251ZM253 203H254V200H253ZM255 203H258V202H255ZM29 204H33V202L29 203ZM47 204V205H48ZM51 204L49 206H51ZM58 204V203H57ZM60 204V202H59ZM60 206L62 207L63 205ZM94 204V203H93ZM189 204V202H188ZM191 204V203H190ZM195 204V203H194ZM214 204V202H213ZM243 204V203H242ZM246 204V203H245ZM262 204V203H261ZM89 205V204H88ZM200 206V204H198ZM202 205V204H201ZM223 205V204H222ZM263 205V204H262ZM43 206V205H42ZM54 206V205H53ZM56 206V205H55ZM67 206L65 207L66 209ZM91 206V205H90ZM93 206H95V209H98L97 207L99 205H96L94 204ZM194 206V205H193ZM235 206V205H233ZM87 207V206H86ZM196 207V206H195ZM201 207V206H200ZM203 207V206H202ZM229 207V206H228ZM236 207V206H235ZM251 207V206H250ZM249 207V208H250ZM32 208V207H30ZM57 208V207H55ZM64 208V209H65ZM85 208V207H84ZM84 208L83 211L84 212ZM189 208V207H188ZM207 207H205L204 209H206ZM221 208V207H220ZM225 210H226V206L224 207ZM231 208V207H230ZM240 208V207H239ZM257 208V207H256ZM63 209V210H64ZM72 209V208H71ZM70 209V210H71ZM93 209V207H92ZM207 209V213H205V217L208 216L210 213ZM212 209V208H211ZM252 209V208H251ZM58 210V208H57ZM87 210H90L86 209ZM138 211L139 212V216L136 217V212L135 211ZM190 210V209H189ZM199 210V209H198ZM223 210V209H222ZM248 210V209H247ZM246 210V211H247ZM65 211V210H64ZM69 212V210H67ZM67 211H65V213H67ZM80 211V210H79ZM188 211V210H187ZM194 211V210H193ZM241 211V210H240ZM261 211V210H260ZM30 212H33V208L30 210ZM72 214H75L73 211H71ZM89 212V211H87ZM97 212V210H96ZM94 212V213H96ZM102 212V213H103ZM196 210L194 211L193 214H195ZM202 212V210H201ZM214 212V211H213ZM218 212V211H217ZM228 212V211H227ZM239 212V211H237ZM249 212V211H247ZM65 213H63L65 215ZM79 213V212H77ZM202 213V215H203ZM224 213V212H223ZM262 213V212H261ZM260 213V214H261ZM36 214V213H35ZM60 214V213H59ZM63 214H60V217H62ZM71 214V215H72ZM81 216L79 217H82V213L80 212ZM84 214V213H83ZM88 214V213H87ZM91 214V213H90ZM229 214V213H227ZM238 214V213H237ZM46 215H49V214H46ZM68 215V213H67ZM77 215V214H76ZM75 215V216H76ZM86 215V214H85ZM210 215V216H212ZM239 215H241V213H239ZM238 215V216H239ZM248 215V214H247ZM74 216V215H73ZM73 216H70L69 214V217H73ZM88 217V215H86ZM90 217H92L91 215H89ZM94 216V215H93ZM104 216V215H102ZM189 216V215H188ZM196 216V214H195ZM201 216V214H200ZM218 216V217H217ZM223 216V214H222ZM226 216V215H225ZM246 216V215H244ZM243 216V217H244ZM68 217V216H67ZM67 217L65 220H67ZM79 217H76V219H78ZM87 218L88 220H91L92 221V218ZM163 217V219H162ZM232 217V216H231ZM236 217V216H235ZM241 217V216H239ZM243 217L241 219H243ZM45 216L43 215V220H42V223L43 221H45ZM84 218V217H83ZM82 218V219H83ZM196 218H199V217H196ZM207 218V217H206ZM209 218V217H208ZM245 218V217H244ZM64 218L62 217L61 220H63ZM81 219V221H83ZM86 219V218H85ZM162 219V220H161ZM246 219V218H245ZM64 220V222H65ZM75 220V219H74ZM80 220V219H79ZM195 220V219H194ZM199 220V219H198ZM201 220V218H200ZM251 220V219H250ZM73 221V220H72ZM76 221V220H75ZM245 221V220H244ZM71 222V220H70ZM78 222V221H77ZM94 222V221H93ZM179 222V221H177ZM196 222V221H195ZM198 222V221H197ZM195 223V224H198V223ZM247 222V221H246ZM245 222V223H246ZM62 223V222H61ZM60 223V224H61ZM69 223V222H68ZM73 223H75L73 221ZM84 223V222H83ZM103 223V222H102ZM101 223V225H102ZM260 223V222H259ZM71 224V223H70ZM69 224V225H70ZM79 223H77L78 225ZM81 224V223H80ZM202 224V223H201ZM199 224V225H201ZM57 225V224H56ZM64 225V224H63ZM75 225V224H74ZM74 225H72L71 227H73ZM83 225V224H82ZM81 225V226H82ZM91 224L89 223V226ZM94 224H92V227ZM101 225H100V228L101 229ZM204 225L206 226V224L204 223ZM262 225V224H260ZM43 226V225H42ZM51 226V225H50ZM49 226V227H50ZM62 226V225H61ZM60 226V228H61ZM65 226V225H64ZM68 226V224H67ZM79 225V227H81ZM88 226V227H89ZM177 226V224H176ZM245 226V225H244ZM249 226V225H248ZM247 226V227H248ZM256 226V225H255ZM48 226H43V230L44 231H51V229L49 228ZM56 227H59V226H56ZM66 227V226H65ZM69 227V226H68ZM78 227V228H79ZM84 227V226H83ZM103 227V225H102ZM200 227V226H199ZM202 227V226H201ZM200 227V228H201ZM252 226L248 227V228H251ZM259 227V224L258 226ZM256 227V228H257ZM261 227V226H260ZM59 228V229H60ZM74 228V227H73ZM73 228H70V229H73ZM76 228V227H75ZM82 228V227H81ZM105 228V227H104ZM191 230H190V229ZM255 228V229H256ZM58 229V228H57ZM56 229V231H57ZM68 229V228H67ZM69 229V230H70ZM85 229V228H84ZM86 229H87V226H86ZM196 229V232L194 234H191L192 232L191 231H195ZM236 229V231H235ZM68 230V231H69ZM104 230V229H103ZM203 230V229H201ZM234 230V232H233ZM61 231V230H60ZM67 231V232H68ZM91 231L93 232L94 234V231L93 229H91ZM200 231V230H198ZM241 231V230H240ZM249 231V230H248ZM70 232V231H69ZM77 232V231H76ZM101 232V231H100ZM81 233V231H80ZM200 232H198V234L196 233L195 235H199ZM202 233L205 234L204 231H202ZM248 233V232H247ZM251 233V232H250ZM69 234V233H68ZM75 234V232H74ZM82 234V233H81ZM86 234V233H85ZM97 234V233H95ZM103 234V233H102ZM201 234V233H200ZM57 235V234H56ZM55 235V236H56ZM60 235V233H59ZM73 235V234H72ZM88 235V234H87ZM129 235L131 236H135V237H138V239L136 240L137 242V245L133 248H129V247H125V245L127 244V242L129 241ZM183 235V234H182ZM206 235V234H205ZM231 235V237H232ZM53 236V235H52ZM196 236V237H197ZM200 236V235H199ZM222 236V237H221ZM226 236V235H225ZM224 236V237H225ZM239 236V235H238ZM241 236V235H240ZM23 237V236H22ZM21 236L17 237L18 241H17V244L16 246V249H17V252L20 254L16 257H18V261L20 264H29V262L31 263V261H35V259L37 260L38 258L40 259V257L42 256V254H44V256H48L50 255L53 251L52 249L50 248L49 252L46 251V253H40L41 251H43V249L39 252L37 249H40L37 248L35 250H32V251H26V252H21L22 249H20L21 247H24V240L22 239ZM86 237V235L84 236ZM183 237V236H182ZM203 237V238H204ZM236 236H234L235 238ZM245 237V236H244ZM25 238V237H24ZM204 238V239H205ZM226 238V239H225ZM224 238V241L227 240L228 238H230V236L228 237H225ZM27 239V238H26ZM25 239V240H26ZM71 239V238H70ZM75 239V238H74ZM85 239V238H84ZM94 239H95V236H94ZM202 239V237H201ZM200 241H205V240H201ZM232 239V238H231ZM236 239V238H235ZM243 239V238H241ZM55 240V239H54ZM79 240V239H78ZM89 240V239H88ZM238 239L234 240L235 242L237 241ZM66 241V240H65ZM73 241V240H72ZM87 240H84L83 242H85ZM230 241V240H229ZM53 242V241H52ZM55 242V241H54ZM59 242V241H58ZM68 242V241H67ZM82 242V241H81ZM82 242V243H83ZM92 242V241H91ZM94 242V241H93ZM133 242V241H132ZM232 242V241H231ZM234 242V243H235ZM239 244L242 243V241H237ZM237 242L235 244H237ZM70 243V241H69ZM227 243H228V240H227ZM226 243V244H227ZM72 243H70L71 245ZM232 243L228 244L229 246L231 245ZM234 244V245H235ZM8 245V244H6ZM42 245V244H41ZM67 245V244H66ZM85 245V243L83 244ZM95 245V244H94ZM129 245V244H128ZM45 246V245H44ZM81 248L82 245H80ZM98 246V245H96ZM134 246V245H133ZM225 246V247H224ZM233 246V245H232ZM236 246V245H235ZM26 247V246H25ZM36 247H38L36 245ZM49 247H51V243L50 244H47L45 249H48ZM72 247V246H71ZM35 248V247H34ZM44 248V247H43ZM74 248V247H73ZM79 248V246L77 247ZM93 248V247H92ZM99 248V246H98ZM231 248V247H230ZM89 249V248H88ZM94 249V248H93ZM83 250V249H82ZM95 250V249H94ZM97 250V249H96ZM95 250V251H96ZM86 251V250H85ZM93 251V250H91ZM103 252V250H101ZM14 252V251H13ZM16 252V251H15ZM76 252V251H75ZM104 253V252H103ZM71 254V253H70ZM94 254V253H93ZM17 255V254H15ZM52 255V254H51ZM89 255V254H88ZM102 255V254H101ZM86 256V255H85ZM99 257V256H98ZM3 258V257H2ZM13 258V257H12ZM78 258V257H77ZM93 258V256H92ZM106 258H109V257H106ZM86 259V258H85ZM100 259V258H99ZM102 259V258H101ZM10 260V259H9ZM16 260V259H15ZM1 261V260H0ZM79 261V260H78ZM107 261V260H105ZM110 261V260H109ZM114 261V260H113ZM68 262V261H67ZM80 262V261H79ZM87 262V261H86ZM102 262V261H101ZM121 262V263H122ZM10 263V261H9ZM17 263V264H19ZM51 263V262H50ZM54 263V262H53ZM58 263V262H56ZM61 263V262H59ZM84 263V262H83ZM90 263V262H89ZM114 263V262H113ZM112 263V264H113ZM119 263V261H118ZM120 263V264H121ZM8 264V263H6ZM52 264V263H51ZM100 264V263H99ZM104 264V263H103ZM107 264V263H106ZM109 264V263H108Z\"/></svg>",
  "mask_w": 264,
  "mask_h": 264
},
{
  "label": "rangeland",
  "instance_id": "374dc122",
  "mask_svg": "<svg viewBox=\"0 0 264 264\" xmlns=\"http://www.w3.org/2000/svg\"><path fill=\"white\" fill-rule=\"evenodd\" d=\"M109 1L110 0H108V3H107V0H96V2L94 1V0H83V1H81V7L80 8H78V9H74V10H72V9H70L69 10V15H71V17H72V20H74V19H76L77 21H79V23L81 24V25H85V27L87 26V27H90V28H87L86 27V29H87V32H89V34L91 35V37L93 38V40H95L94 42H96V43H99V42H103V44H105V45H109L110 43H111V35L109 34L110 32H111V34L114 32V29L116 30V31H118L119 32V36H122L121 38H124L125 36H131V33H133L132 34V36H131V38H133L134 39V41L135 40H137L138 38V36H137V34H135V31H137L138 29H139V27H142L143 28V30H140L139 29V32L137 31V33H138V35L140 36V38L137 40V41H139V42H134V43H136V47L135 46H133L134 44H132V42H130L132 45H129L130 47H129V51H130V49H132V48H134V50H135V52H136V62H137V64H135L134 66H135V68H137V70L134 68V67H132L133 65H131V68H132V71H133V73L134 74H131V75H133L131 78V81L133 82L132 83V86H134L135 84H137V85H135L133 88H135V89H137V91H136V93H135V90H134V92H133V94L132 95H128V97H127V95H125L126 96V98H125V96H122V97H124V99H127L126 101L127 102H125V101H123L122 100V102L121 101H119L120 100V98H119V94L117 93L122 87H120V86H122V84H119L120 82H118L120 79H118V77H117V75L116 74H114L113 73V71H109V70H106V73H107V75L105 74V75H101L100 74V72L102 71H104V73H105V70L104 69H110L109 67H106V68H104L103 69V67L102 68H99V66H97V67H95L96 69H94L93 71L95 72V70H96V72L97 71H99L98 72V75H96L95 73H92V72H90V73H88L86 76H84L82 79L84 80H81V81H83L82 83H84L85 85H87V87L88 88H90V90L95 94V95H97V94H101V95H103L102 97H103V100H104V102L105 103H108L109 102V104L111 103V100H112V103L110 104L111 106H110V108H112V109H110L109 108V105L106 107V109H107V113H106V115H104V116H102V118H99V117H96V116H94L90 121H91V123L93 124V126H94V128H92L93 129V131L94 132H96L97 134H99V135H96V143H97V140L99 139V138H102L100 141L98 140V142H102V143H104L105 142V144H103L104 146H103V148H104V150H103V148H102V145H101V147H100V145L99 146H97L98 148H99V152H103V151H107V149H108V147L110 146V144H108V142H110L111 141V145L113 144V145H115L116 143H118L119 141H120V136L122 135V133L123 132H125L126 130H127V128L131 125V123H133V121H135L136 120V118H138V117H136V116H141V115H143V117L145 118V116L146 115H149L148 117H149V120H148V123H149V126H148V132L146 133V134H144V135H140L139 136V139L141 140V145H138V149H139V153L141 154L142 152H144L145 150H144V147L145 146H148V144H151V140L154 138L153 137V134H154V132L155 133H157V134H161L162 132H163V130H165L168 126H170L171 125V121L172 120H174L173 119V116H174V113L176 112V103H177V101L179 100V98H180V96H181V90L183 89V86H184V84H185V79H184V81L179 85V87H180V89H178V88H176V90L175 91H173V85H174V83L172 84V86H171V83H172V81L170 82V83H168V86L167 87H162L161 85V82H160V80H162L163 78H166V77H168L170 74H171V72L174 70V69H172L175 65L174 64H178L180 61H181V59L183 58V68H185V70H186V67L188 66V68H189V65H188V61L191 59V57H192V52L190 51L189 53L187 52V55H185V51H186V49H187V47H189L190 48V46H191V48H192V45H194L193 43H194V35H193V29H192V26H191V24H192V22H190L191 21V18L192 17H195V16H197L196 17V19H197V21H199V18L201 19V16L203 15V13L206 15V24H207V32H208V34L210 35V36H215V38H216V35L218 34V31H216V29H224L225 28V26H227L228 25V23H232V22H230L231 20H233V18H238V19H240V17L241 16H243V17H245V18H247V20L248 21H246L245 22V24H238V25H236L231 31H230V33L229 34H231V35H235V37H240L241 38V36L245 39V41L244 42H246L247 40H246V38L248 39L249 38V40H248V43L250 44V48H252V49H245V48H248V47H246L245 46V44H244V46H245V48L243 47V46H240V47H237V46H239V45H234L235 46V49H238V48H241V47H243L242 49L245 51H247L248 52V54L246 53V52H244L243 50H241V49H239V50H236L237 51V54H236V52L235 53H233V47H231L230 48V46H226V47H224V45L223 44H220L219 43V45H217L216 43H218V41L213 45V46H211V48L210 49H208L209 51L207 52V56L206 57H208V61H209V63H210V65H208V67H207V71L208 70H210V67H211V69L212 68H214V67H218V64L219 65H221V66H219V68H214L215 70H212L213 71V73H212V71L210 70V71H206V77L208 76H210V75H212V76H210V77H214L215 75V77H216V79H220L221 78V80H217V82H216V80L213 78H207L208 79V81H207V83H205V85L207 86V85H210L209 83H210V81H209V79H211L212 81L213 80H215L213 83L215 84H218V85H214V84H212V85H214V86H212V85H210L209 86V89H207L208 88V86L206 87V86H204V87H206L205 89H202V91L204 92V90H205V92H206V90H209V92L207 91V96H208V101H210L209 100V95H212V93H213V91H214V89H215V92L213 93V95L215 94L216 96H217V98H218V100H219V102H217L216 103V97H215V95L213 96V97H211L210 96V99H211V101L213 100V102L214 103H216L215 105H214V103L213 102H210L211 103V105L210 104H208L209 106H207L208 107V109H210L209 107L211 106V109H210V111L212 112H214V113H218V111H219V108H221L220 109V111H219V113H218V119L220 120V122L218 123V119L216 118V121L215 120H213L211 123L210 122H208V123H210V125H208L209 127V131H207V127L205 128V130H204V128L202 129V130H200V131H203V132H206L205 133V136H204V138L202 137V134L200 135L201 136V138H203L205 141V144L207 145H203L202 146V144H201V148L203 147V151L201 150V148L199 147L198 149H197V151H195V152H197L198 154L200 153V155H198L197 153H196V155H194L195 154V152H193V153H191V154H189V155H194L193 156V158H189L188 156L187 157H185V158H188V159H185V158H179V162L177 163V162H175V163H173L174 161H176V160H173V164L170 162V160L171 159H169L171 156H172V158H173V155H172V152L171 151H168L167 150V148L166 147H164V149H163V147H162V151L161 150H159V153H158V155L156 154V155H153V157H152V155H150L151 153H150V151H149V153H147V156H146V154H145V159H146V165H148V164H150V163H154V169L155 168H158V169H155V171H158V170H165L166 171V173H167V170H166V168H167V166H168V164H169V166H170V163L173 165H171V167H168L167 169H168V171L170 170L169 168H171L172 170H170V171H177L175 174L174 173H172V172H170V173H172V174H174V175H176V176H172V174H171V176L172 177H174V178H176V179H178V183H179V181L181 182V184H183V185H181L180 183H179V185L181 186V187H183V188H181L182 189V192L184 191L183 189L184 188H186L185 189V191H184V193H183V199H184V202H185V204H186V209H185V211H183L182 212V210L180 211V209H181V207H177L176 209H177V212H178V214H179V219H177L176 220V224H177V226H176V224H175V229H176V234H175V237L177 236V237H180L182 240L184 239V237H185V241H186V237L188 236H186V229H188V227H190V226H193V224L194 225H196V228H198L197 229V232H196V229H195V231H191L192 233L191 234H194L195 232L198 234V232H200L199 233V235L197 236V235H192L194 238H196V241L198 242V240H199V244L197 245V247H199V245H205L206 246V244H204L205 242H206V238H207V228H205V227H207V224H208V222H206V221H203L204 220V218H205V220H207V219H209L210 220V218H212V217H214V216H216L218 213H220V217H219V219H223V218H228V219H226V221H225V219H223L224 220V222H227L229 219H231V218H233V216H234V220L237 222L238 221V219H239V222H241V225H242V227L244 228V230L243 229H238L237 228V230H238V232H234V230H233V232L234 233H237V234H235V235H232L233 233L232 232H230V233H227V234H223L221 237V239H223L222 240V244H225L226 245V247L225 248H227V247H229V250H231V249H233V247L235 248V247H237L238 245L240 246V245H245L248 241H249V239H251L252 237H255V236H257L258 235V233L260 232V231H263V233H264V189H263V187H264V0H157L158 1V5H159V8H161V7H163V6H168L169 4V6H168V8H167V12L166 13H164L165 14V17L163 16V27H162V25H160L159 26V24L158 23H156L155 22V20H153V17H154V15H153V12L150 10V4H151V2H152V0H146V2H147V5H146V7L145 8H143V7H140V6H142V5H140L141 4V2H139V0H138V2H137V0H136V3L138 4L139 3V5H137V4H132V1H134V0H131V3H128L129 1L127 0V1H124V3H128L127 5L126 4H122V3H120V1H123V0H115L116 2H119L121 5H122V7L121 6H117V4L118 3H114L115 1L114 0H112V4H115V6L113 7V6H111V3H110V5H109ZM114 1V2H113ZM141 1V0H140ZM104 2V3H103ZM111 2V1H110ZM149 2V3H148ZM90 3V4H89ZM134 3H135V1H134ZM166 3V4H165ZM102 4V5H101ZM107 4V5H106ZM136 5V6H132V5ZM149 4V5H148ZM125 5V6H124ZM131 5V6H130ZM108 7V8H107ZM127 7V8H126ZM134 9H133V8ZM130 8V9H129ZM262 8H263V11H262ZM79 9H80V12H79ZM104 9V10H103ZM119 9H124V11L123 10H120V12H121V14H120V16H118L119 15ZM127 9H129L128 11H127ZM163 9V8H162ZM165 9V8H164ZM168 9H169V11H168ZM256 9H257V11H256ZM260 9V10H259ZM108 10H110L108 13L110 14L109 16H107L108 14H107V12L106 11H108ZM74 11V12H73ZM199 11V12H198ZM225 11V12H224ZM233 11V12H232ZM261 11V12H260ZM76 12V13H75ZM79 12V13H78ZM105 12H106V14H105ZM124 12V13H123ZM128 12V13H127ZM198 12V13H197ZM224 12V13H223ZM102 13V14H101ZM75 14H77V15H75ZM96 14V15H95ZM126 14V15H125ZM145 14V15H144ZM189 14L191 15V17L189 16ZM253 14L255 15V16H253ZM105 15H106V17H105ZM123 15V17L122 18H119V17H121ZM124 15H125V18H124ZM135 16V17H133L132 18V16ZM138 15L139 16H142V15H144V17H138ZM103 16H104V18H103ZM117 16V17H116ZM127 16V17H126ZM190 17V21L188 20V18ZM75 17V18H74ZM112 17H114V18H112ZM137 17H138V19H139V21H136V19H137ZM199 17V18H198ZM109 20H108V19ZM118 18V19H117ZM124 18V19H123ZM107 19V20H106ZM121 19H123L124 21H125V19H126V21H129L130 19H132V20H130V21H132L133 23H134V21H135V24H133V23H131V24H129V25H126L127 27H124L125 25H124V21L122 22V20ZM141 19V20H140ZM116 20V21H115ZM263 20V21H262ZM104 21V22H103ZM107 21V22H106ZM111 21L113 22V23H111ZM82 22V23H81ZM106 22V23H105ZM121 24H120V23ZM138 22V23H137ZM169 22H171L172 23V26H177V27H175V28H172L171 27V29H170V26H168L169 25ZM107 23H108V25H110V26H108L110 29H108V27H107ZM136 23H137V25L139 24V26H137L138 28H136V26H134V25H136ZM143 24V26H142V24ZM184 23V24H183ZM252 23V24H251ZM87 24V25H86ZM123 24V25H122ZM127 24V23H126ZM133 24V26H134V31H132L131 32V30H133V27L132 28H130V25H132ZM183 24V25H182ZM187 24V25H186ZM189 24V25H188ZM91 25H94V26H91ZM96 25H98V27L96 26ZM105 25H106V27H105ZM113 25H114V27H113ZM121 27H123L122 29H120V26ZM167 25V26H166ZM119 26V27H118ZM159 26V27H158ZM96 27V28H95ZM100 27V29H98ZM116 27V28H115ZM167 27V28H166ZM180 27V31L178 30V28ZM182 27V28H181ZM125 28V29H124ZM141 28V29H142ZM148 28H150L151 29V31H150V29H148ZM157 28H160L159 29V31H157ZM185 30H184V29ZM190 28V29H189ZM95 29V30H94ZM121 31H120V30ZM131 29V30H130ZM148 29V30H147ZM169 29V30H168ZM91 30V31H90ZM107 30H108V32H107ZM112 30H113V32H112ZM168 30V31H167ZM191 30H192V32H191ZM115 31V32H116ZM130 32V33H129ZM95 33V34H94ZM179 33V34H178ZM103 34V35H102ZM121 34V35H120ZM128 34V35H127ZM157 34H158V40L157 39H155V36H157ZM191 34H192V36H191ZM109 35V36H108ZM137 37H136V36ZM166 35V36H165ZM169 35V36H168ZM172 35V36H171ZM176 35V36H175ZM230 35V36H231ZM134 36L136 37V38H134ZM180 36V37H179ZM162 38V40H161V38ZM167 37V38H166ZM172 37H174V38H172ZM246 37V38H245ZM168 38L170 39L169 41H167L168 40ZM179 38H181V39H179ZM199 38L201 39L202 38V34H200V36H199ZM199 38L198 39H195L196 41L197 40H199ZM214 38V37H213ZM239 38V39H240ZM251 38V39H250ZM132 39V40H133ZM167 39V40H166ZM242 39V38H241ZM152 40V41H151ZM180 40V41H179ZM186 40V41H185ZM253 40V41H252ZM259 40V41H258ZM195 41V42H196ZM256 43H255V42ZM262 41V42H261ZM175 42V43H174ZM177 42V43H176ZM139 43V44H138ZM147 43V44H146ZM150 43H151V45H150ZM191 43V44H190ZM235 43V42H234ZM258 43H260V44H258ZM262 43V44H261ZM167 44H169V45H167ZM258 44V45H257ZM165 45V46H164ZM171 45V46H170ZM178 47H176V46ZM138 46V47H137ZM151 46V47H150ZM162 46H164V47H162ZM217 46V47H216ZM262 46H263V48H262ZM140 47V48H139ZM166 47V48H165ZM215 48V53L213 52V51H211L212 50V48ZM256 47V48H255ZM257 47H259V48H262V49H258ZM154 48V49H153ZM171 50H170V49ZM183 48V49H182ZM228 48H230L229 50H228ZM139 49V50H138ZM234 49V50H235ZM256 49H258V50H256ZM133 50V49H132ZM169 50V51H168ZM185 50V51H184ZM214 50V49H213ZM223 50V51H222ZM253 52V51H257L256 53L255 52H251V51ZM143 51V52H142ZM232 51V52H231ZM244 53H243V52ZM220 52H223L222 53V56L223 57H221V55H219L220 54ZM227 53L229 56H231V53H233L232 54V56L233 55H237V56H239V52H241L242 54H243V56H242V54H241V56H240V60H241V62L243 61V63H244V61L245 60H243V58H245L246 59V57L245 56H249L250 58H251V61H249L250 59H248V60H246V61H249V63H254L255 62V64H251V66L249 65V68H247V73H246V70H243V69H246V68H244V66H247V65H242L241 64V62L239 63V64H241L242 66L241 67H243V68H241V67H239L240 65L239 64H237V65H239V66H236V64H235V66H236V68L235 67H232V66H234V62L236 61H240L239 60V58H235V61H233V65L232 66H230L231 64H232V62L231 61H229V60H227L229 57L227 56V55H225L224 56V53ZM251 52V53H250ZM259 52V53H258ZM164 53V54H163ZM256 54V56H255V54ZM257 53H258V55H257ZM128 54H129V52H128ZM169 54H170V56H169ZM184 54V55H183ZM212 54H214V57L210 60V57L212 56ZM251 54H254V55H251ZM166 57H165V56ZM245 55V56H244ZM163 56H164V58H163ZM182 56V57H181ZM210 56V57H209ZM221 57V58H220ZM228 57V58H227ZM236 57V56H235ZM241 57H243L242 59H241ZM256 57V58H255ZM144 58V59H143ZM147 58V59H146ZM217 58V59H216ZM219 58L221 59V61L219 60ZM224 58V59H223ZM232 58H234V56L232 57ZM255 59V60H252V59ZM142 60V61H140V60ZM155 59L156 60H158V63H155ZM227 61H226V60ZM230 59V58H229ZM165 60H167L166 62H165ZM169 60H171V61H169ZM223 60V61H222ZM227 62V63H225V61ZM230 60H234V59H230ZM228 61L229 62H231V64H229L228 63ZM214 62H216V64L214 63ZM222 62V63H221ZM235 62V63H236ZM145 65H144V64ZM167 63V64H166ZM221 63V64H220ZM248 63V64H249ZM212 64L214 65L213 67H212ZM223 64V65H222ZM224 64H229V65H226V66H230V68H228V69H232V68H235V70L234 71H232L231 70V72H230V70H229V72L230 73H226V72H228V71H225V69H226V66H224ZM247 64V63H246ZM169 65V66H168ZM216 65V66H215ZM252 65L254 66V65H256V66H258L259 68V70L257 69V67L256 66H254V67H252ZM145 66V67H144ZM186 66V67H185ZM139 67H141V69L139 68ZM221 67V68H220ZM222 67H225V69H224V71L225 72H223V68ZM232 67V68H231ZM250 67H252V68H250ZM98 68V69H97ZM261 68H262V70H261ZM103 69V70H102ZM138 69H139V71H138ZM143 69V70H142ZM167 69L169 70L168 72H167ZM218 69V70H217ZM221 69V70H220ZM248 69H249V71H248ZM135 70L137 71L136 73H135ZM172 70V71H171ZM221 72H220V71ZM240 72V75L238 74L239 72ZM251 70V71H250ZM254 70V71H253ZM257 70V71H256ZM131 71V72H132ZM182 70H180V71H178V72H176V77L179 75V73L181 72ZM253 71V72H252ZM108 72H109V74H111V73H113L114 75H109L108 74ZM111 72V73H110ZM147 72V73H146ZM215 72H217L218 74H214ZM223 72V73H222ZM243 72V73H242ZM250 72V73H249ZM260 72H261V74H260ZM156 73H158V77L157 76H155V74ZM220 73H222V74H224V73H226V74H224L225 75V77H221V76H224V75H222V74H220ZM251 73H253L252 74V76L250 75ZM100 74V75H99ZM136 74V75H135ZM208 74V75H207ZM213 74H214V76H213ZM221 75L220 77H218L217 75ZM242 74V75H241ZM249 74V75H248ZM116 75V76H115ZM163 75V76H162ZM164 75H166L165 77H164ZM174 75V76H175ZM247 75V76H246ZM99 76V77H98ZM103 76H105V78L103 77ZM108 76H113V78H116L117 77V79H118V81H117V79H116V81L111 77H108ZM147 76H149V78L148 79H150V80H147ZM173 76V77H174ZM226 76H228V77H226ZM232 76H234L233 78H232ZM239 76V77H238ZM244 76V77H243ZM250 76V77H249ZM218 77V78H217ZM159 78H160V80H159ZM169 78V77H168ZM227 79V80H225V79ZM234 78H239L238 80L237 79H234ZM255 80H254V79ZM113 80V81H112ZM141 80V81H140ZM149 81V82H147V81ZM224 80V81H223ZM252 80V81H251ZM221 81H222V84H224V86L221 84ZM226 81V82H225ZM227 81H229V82H227ZM231 81V82H230ZM136 82V83H135ZM233 82V83H232ZM257 82V83H256ZM81 83V84H82ZM112 83V84H111ZM135 83V84H134ZM146 83V84H145ZM148 83V84H147ZM255 83V84H254ZM134 84V85H133ZM226 84V85H225ZM79 85H80V81H79ZM99 85V86H98ZM113 85V86H112ZM253 85H255V86H253ZM259 85V86H258ZM90 86V87H89ZM137 86H139V87H137ZM147 86V87H146ZM211 86H212V88H214V89H212L211 88ZM219 86H221V87H219ZM232 86V87H231ZM257 86V87H256ZM106 87V88H105ZM107 87H108V89H107ZM112 88V89H110V88ZM114 87V88H113ZM117 88V90H116V88ZM118 87H120V89H118ZM144 87V88H143ZM203 87V88H204ZM226 87V88H225ZM253 87V88H252ZM143 88V89H142ZM151 88H153V90L151 89ZM155 88V89H154ZM169 88H172V90H170ZM210 88L212 89V91L210 90ZM224 88V89H223ZM233 88V89H232ZM238 88V89H237ZM261 88V89H260ZM102 89V90H101ZM111 90V92H112V90H114L112 93L110 92V90ZM145 89V90H144ZM218 89H221L220 91L218 90ZM223 89V90H222ZM232 89V90H231ZM107 90V91H106ZM140 90V91H139ZM151 90V91H150ZM157 90V91H156ZM170 90V91H169ZM237 90V91H236ZM263 90V91H262ZM116 91V92H115ZM139 91V92H138ZM142 91V92H141ZM173 91V92H172ZM217 91H219L220 92V94H219V92H217ZM234 94H232L231 92ZM258 91V92H257ZM260 91H261V93H260ZM101 92H103V93H101ZM104 92H105V94H104ZM108 92V93H107ZM110 92V93H109ZM115 92V93H114ZM156 92H158V94H159V98H156V99H153V95L152 94H154V93H156ZM175 92V93H174ZM211 92V94H209ZM222 92H224V93H222ZM120 93V92H119ZM135 93V94H134ZM141 93V94H140ZM144 93V94H143ZM252 93H254L253 95H252ZM112 94V95H111ZM113 94H115V95H113ZM116 94H118V97L116 96ZM140 96H139V95ZM165 94V95H164ZM111 95V96H110ZM142 95H143V98H148V100L146 101V103L148 102V103H150L149 104V107L147 106L146 108H145V110L143 111V114L141 113V109H142V104H141V101L142 100H140L141 98H142ZM148 95V96H147ZM168 95V96H167ZM262 95V96H261ZM129 96H132V97H130L129 98ZM135 96V97H134ZM138 96V97H137ZM250 96V97H249ZM259 96V97H258ZM116 97V99L117 98H119L118 99V106H117V104H116V102H117V100L116 99H114V98ZM215 97V98H214ZM221 97H223V98H221ZM253 97V98H252ZM138 98V99H137ZM142 98V99H143ZM165 98V99H164ZM214 98V99H213ZM252 98V99H251ZM255 98L257 99V101H255ZM261 98V99H260ZM263 98V99H262ZM216 99V100H215ZM223 99V100H222ZM244 99H246L245 101H244ZM251 99V102H249V100ZM260 101H259V100ZM107 102H106V101ZM116 100V101H115ZM135 100H137L138 101V103H137V101H135ZM139 100H140V102H139ZM149 100H151V101H149ZM168 100V101H167ZM225 100V103L223 102ZM252 100H254V101H252ZM130 101V102H129ZM247 101V102H246ZM128 102L129 103H131V104H128ZM137 104H136V103ZM154 102V103H153ZM171 102V103H170ZM253 102V103H252ZM256 102V103H255ZM121 103H122V105H121ZM125 103H127L126 105H124ZM153 103V104H152ZM212 103H213V105H212ZM218 103H222L221 105H219ZM242 103H244V104H242ZM246 103H248L247 105H246ZM260 103H263V104H260ZM114 104V105H113ZM116 104V105H115ZM133 104V105H132ZM218 104V105H217ZM223 104H225V105H223ZM251 104H255V105H251ZM119 105H121L120 107H119ZM124 105V106H123ZM136 105V106H135ZM153 105V106H152ZM245 105V106H244ZM263 105V106H262ZM134 106V108H132ZM213 106V107H212ZM247 106V107H246ZM258 106V107H257ZM114 107H117V108H115V109H117L116 111H114L113 112V110H115L114 109ZM125 107H127L126 109H125ZM129 107V108H128ZM138 107V108H137ZM223 107H224V109H225V107H226V109H225V111L223 112L222 111V109H223ZM231 107V109H229ZM256 109H255V108ZM118 108H120V109H118ZM132 110H131V109ZM135 108H136V110H135ZM261 110H260V109ZM215 109V110H214ZM258 109V110H257ZM111 110V112H109ZM125 110V111H124ZM137 110H139V111H137ZM233 110V111H232ZM253 110V111H252ZM120 111H122V112H120ZM127 111V114L126 113H124V112H126ZM133 111H134V113H133ZM209 111V110H208ZM209 111V112H210ZM259 111H260V113H259ZM226 112V113H225ZM257 112V113H256ZM110 113V114H109ZM112 113V114H111ZM115 113H118V114H116V115H118V116H116L115 115ZM124 115V116H121L122 114ZM130 113V114H129ZM137 113H138V115H137ZM161 113V114H160ZM222 113H224V114H222ZM232 113H233V115H232ZM79 115V113H75V114H73L72 116H78ZM133 114V115H132ZM141 114V115H140ZM227 114V115H226ZM238 114V115H237ZM128 115V116H127ZM132 115V116H131ZM136 115V116H135ZM222 115V116H221ZM237 116V117H235V116ZM107 116V117H106ZM114 116V117H113ZM225 116V117H224ZM227 116L229 117V118H227ZM79 117V116H78ZM77 117V118H78ZM104 117V118H103ZM110 117H112V118H110ZM118 119H117V118ZM123 117V118H122ZM129 119H127V118ZM235 117V118H234ZM241 117V118H240ZM119 118H120V120H121V122H120V120H119ZM160 118H162V119H160ZM227 118V119H226ZM236 118H238L237 120H236ZM244 118V119H243ZM247 118V119H246ZM111 119V120H110ZM114 121H113V120ZM117 119V120H116ZM123 119H125V120H127V121H125V120H123ZM132 119V120H131ZM215 119V118H214ZM224 119V120H223ZM226 119V120H225ZM105 120H106V123H103V121L105 122ZM223 120V121H222ZM242 120V121H241ZM112 121V122H111ZM119 121V122H118ZM124 121V122H123ZM154 121V122H153ZM156 121V122H155ZM157 121H158V123H157ZM225 121L227 122L226 124H225ZM115 124H117V125H119L118 123H120V126L119 127H117V125H115ZM161 122V123H160ZM214 122H215V124H214ZM218 124H217V123ZM113 123V124H112ZM122 123H123V125H122ZM155 123H157V124H155ZM163 123V124H162ZM71 124H73V123H69V125H71ZM96 124V125H95ZM98 124V125H97ZM110 124V125H109ZM225 124V125H224ZM123 127H122V126ZM221 125V126H220ZM98 126V127H97ZM110 126V127H109ZM217 126V127H216ZM219 126H220V128H219ZM71 127L74 129V124L73 125H71ZM97 127V128H96ZM102 127V128H101ZM121 127H122V129H121ZM226 127H228V129L226 128ZM113 128H115V130H113ZM118 128V130H116ZM218 130H217V129ZM222 128V129H221ZM72 129V130H73ZM96 129V130H95ZM224 129H225V131H224ZM229 130H230V133H228L229 132ZM74 131V130H73ZM98 131V132H97ZM104 131V132H103ZM108 131V132H107ZM115 131V132H114ZM117 131V132H116ZM218 131H221V133L220 132H218ZM224 131V132H223ZM227 131V132H226ZM6 131H4V132H2V133H0V135L3 137V139H2V141H0V164L2 163V165H0V178L1 177H3V175H6L7 176V183H8V185H7V187H2L1 185H0V264H6V263H8V264H17V263H19V261H18V257H20V256H18V255H20L18 252H17V249H16V244H17V241H18V239H17V237H19V236H23L22 237V239L24 240V247H21L20 249H22L21 250V252H26V251H32V250H35V251H41L42 249H43V251H41L40 253L42 254V253H46V251L47 252H49V250H50V248L52 249V255L50 254V255H48L47 257L46 256H44V254H42V256L40 257V259L38 258L37 260L35 259V261L33 260V261H31V263L29 262V264H112L113 262V264H120L122 261H120V260H118L117 258H112L111 259V251H110V245H108V244H106V245H103L102 243H101V240H102V238L104 237V234L106 233L105 231H106V226H105V214H104V212L102 211L103 210V206H102V203L100 202V200L98 199H96L97 201H95V199H93V197H92V200L93 201H95V202H93L95 205H96V207H97V205H99L97 208L98 209H95V206H93L94 204L92 203H90L87 199L85 200V201H87V204H86V202L85 203H83L82 202V204L81 205H84V206H82L83 208H84V212L83 211H81V210H83V208H81L80 207V209H76V210H74V207L73 206H71V205H69V206H71V207H69V206H67V205H65L66 203H64V204H61L62 202V200H63V202H65V191L64 190H66V186H67V184L69 183V182H72L71 180H73V177H71L70 178V175L68 174V176H67V173H65L63 170H61V169H57L58 170V172H57V170L56 169H54L53 171H52V173L54 172V174H51V172H49L50 170V166H51V168L53 167V166H55V167H57L58 168V165H56V164H59V162L57 161V160H52V159H54L55 158V150H53L52 151V149H51V147L53 146V144L56 142L57 144H60L61 143V145L63 144V146H66V150H67V152H68V154L70 155L71 154V156H70V161H72V162H70V167H71V169H73V167L75 166V162L76 163H78L77 164V166H76V168H79L80 166L83 168V166H85L83 169H84V171L82 170V168H81V171L79 170V172L81 173L80 175H81V180H82V182H84V184H86L87 183V181H88V183L90 182V184L92 183V186H93V188L95 189V190H97L99 187H100V182L102 181V179H103V174H104V170H103V166H101V164L103 165V158H102V152H101V155L100 154H98L99 152L98 151H96V152H98V153H95L94 152V154L92 155V154H88V151H87V149H88V147L84 150V151H82V148L84 149V147H86L85 145H84V143L82 142V140H80L82 143H80V141H76L75 139H77L76 138V135H75V137H72V135L70 136V137H68L71 133H61L58 137H57V139H53L52 141L51 140H49L48 142H46V143H39V144H35V146H32L31 144H32V134H31V132L29 131V130H24V131H22V132H20V134H18V133H16L15 135H16V137L14 136L13 138L15 139H13L12 138V135L11 134H7V132L5 133ZM18 132V131H17ZM103 132V133H102ZM107 132V133H106ZM112 132V133H111ZM202 132V133H203ZM223 132V133H222ZM226 132V133H225ZM23 133V134H22ZM109 133V134H108ZM218 133V134H217ZM225 133V134H224ZM5 134V135H4ZM30 134H31V136H30ZM103 134V135H102ZM105 134L107 135V136H105ZM207 134V135H206ZM208 134H209V136H208ZM211 134V135H210ZM223 134V135H222ZM229 134V135H228ZM8 135L9 136H11L10 137V139H9V137H8ZM23 135V136H22ZM64 136L63 138H62V136ZM108 135H109V138H108ZM203 135H204V133H203ZM220 135H222V136H220ZM0 136V137H1ZM8 137V139H7V137ZM73 136H74V133H73ZM99 136V137H98ZM101 136V137H100ZM112 136V137H111ZM117 136V137H116ZM219 136V137H218ZM227 136V137H226ZM230 136V137H229ZM5 137H6V139H5ZM60 137V138H59ZM114 137V138H113ZM212 137V138H211ZM220 137H221V139H220ZM224 139H223V138ZM240 139H239V138ZM242 137V138H241ZM247 137V138H246ZM249 137V138H248ZM17 138H18V140H17ZM22 138V139H21ZM23 138H24V140H25V142H23L24 140H23ZM66 138V139H65ZM68 138V139H67ZM70 138V139H69ZM74 138V139H73ZM106 138H108V139H106ZM113 138V139H112ZM244 138H245V140H244ZM23 140V141H21V140ZM66 140V141H64V140ZM71 139H72V142H71ZM106 140V141H104V140ZM209 139V140H208ZM4 140H6V141H4ZM12 140V141H11ZM19 142L20 141V143H17V141ZM57 140V141H56ZM59 140V141H58ZM62 140V141H61ZM104 142H103V141ZM138 140V139H137ZM238 140H239V142H238ZM240 140H243L244 141V143H242L243 141H240ZM248 140V141H247ZM4 141V142H3ZM9 141H11V143L9 142ZM15 141V142H14ZM27 141V142H26ZM69 141V142H68ZM74 141H75V143H74ZM108 141V142H107ZM208 141H210V142H212L211 143V145H210V143L208 142ZM214 141H215V143H214ZM235 141V142H234ZM9 142V143H8ZM22 142V143H21ZM50 142V143H49ZM54 142V143H53ZM68 142V143H67ZM80 144H79V143ZM149 142V143H148ZM203 142V140L200 142V143H204ZM218 142V143H217ZM28 143L29 145H26V144ZM48 143V144H47ZM53 143V144H52ZM55 143V144H56ZM66 143H67V145H66ZM144 143V144H143ZM238 143V144H237ZM6 144H7V147H6ZM18 144V145H17ZM41 144V145H40ZM68 144H70V145H68ZM99 144V143H98ZM147 144V145H146ZM239 144H241V145H239ZM246 144V145H245ZM15 145H17V147L15 146ZM46 145H48L47 147L49 148V149H51V150H49L47 147H46ZM76 145V148L78 147H80V146H82V147H80L81 148V152H80V148L78 149H76L74 146ZM79 145V146H78ZM108 145V146H107ZM200 145V144H199ZM234 145V146H233ZM253 145V147L251 148L250 146H252ZM255 145V146H254ZM260 145V146H259ZM27 146L29 147V149L30 148H33V149H31L30 151H32V152H30L29 150H28V152H27ZM43 146V148H41ZM50 146V147H49ZM67 146H68V148H67ZM70 146V147H69ZM237 146V147H236ZM246 146V147H245ZM259 146V147H258ZM11 147V148H10ZM23 147V148H22ZM207 147V148H206ZM234 147V148H233ZM244 147V148H243ZM248 147V148H247ZM254 147H255V149H254ZM263 147V148H262ZM8 148V149H7ZM38 148V149H37ZM98 148H97V150H98ZM107 148V149H106ZM148 148H149V146H148ZM207 149V151L209 152H205V154L204 153H201V152H199V151H202V152H204L205 150L204 149ZM247 148V149H246ZM7 151H6V150ZM25 149V150H24ZM34 149H35V151H34ZM42 149V150H41ZM70 151H69V150ZM200 149V150H199ZM213 149H214V151H213ZM11 150L14 152V154H16V164H15V162H14V165L13 166H11V167H8V166H6L7 164H6V157L5 156H7V155H9L10 153L9 152H11ZM75 150H78V151H75ZM165 150H167V153H165L166 151ZM210 150V151H209ZM21 153H23V158L25 157L27 160L28 159H30V161L32 162V164L34 165L35 164V166H38V168H43L42 170H41V173H44V172H46L47 170V176H46V180H45V182H46V184L48 185H46V187H45V189L46 188H48V189H44V191H42V195H38L39 197H37L35 200H34V198L33 199H31L32 197H26L27 195H26V190L25 191H23L22 193L21 192H19L18 190H17V187H16V184H15V172H13V170H12V168L13 167H15V165H17V158H19V153L20 152ZM163 151H165L164 153H163ZM253 151H254V153H253ZM19 152V153H18ZM37 152V153H36ZM40 152V153H39ZM76 152V153H75ZM146 152V151H145ZM160 152H162V153H160ZM224 152V153H223ZM5 153H7V154H5ZM9 153V154H8ZM31 153H32V156H31ZM42 153V154H41ZM50 153H52L51 155H52V157H51V155H50ZM75 153V154H74ZM82 153V154H81ZM84 153V154H83ZM86 153H87V155H86ZM256 153V154H255ZM28 154V155H27ZM35 154V155H34ZM38 154H39V156H38ZM41 154V155H40ZM54 154V155H53ZM95 154H97V156L95 155ZM139 154V155H140ZM167 154H170V157L169 158H167L169 155H167ZM210 154V155H209ZM221 154V155H220ZM29 155L31 156V158L29 157ZM37 155V156H36ZM83 155H85L86 157H89V158H86L85 156H83ZM160 155H162L164 158H167L169 161L167 162L166 160L167 159H163V157L161 158V156ZM215 155V156H214ZM222 155H223V157H222ZM263 155V156H262ZM18 156V157H17ZM35 156V157H34ZM100 156H101V158L102 159H100ZM159 156H160V158H161V161L162 162H164V164L163 163H161V161H159L158 159H159ZM176 156V155H175ZM174 156V157H175ZM190 156V157H191ZM198 158V157H200V158H196V157ZM202 156V157H201ZM211 156V157H210ZM214 156V157H213ZM249 156V157H248ZM49 157V158H48ZM78 157H81V159L79 158L78 159ZM83 157V158H82ZM93 158V161L94 160H96V164H95V162H93V161H90V159L92 160V158ZM95 157V158H94ZM151 157V158H150ZM177 157L178 156H176L175 157V159H177ZM261 157H262V159H261ZM22 158V159H23ZM25 158L23 159V160H25ZM50 158H52V159H50ZM97 158V159H96ZM196 158V159H195ZM258 158V159H257ZM151 159H152V161H151ZM184 159H185V162L187 163H185L184 164ZM191 159V160H190ZM201 159V161H199ZM245 159H247L248 161H247V163H246V160ZM3 160V161H2ZM48 160H52L51 161V163L52 164H50V166H49V163H50V161L48 162ZM82 160V161H81ZM85 160V161H84ZM86 160H88V161H86ZM98 160L99 161H102V162H99V164H98ZM180 160L181 161H183V162H180ZM210 160V161H209ZM218 160V161H217ZM260 160V161H259ZM263 160V161H262ZM56 161V162H55ZM148 161V162H147ZM155 161V162H154ZM162 164V165H164V166H166V168H164V167H162L161 168V165H160V163ZM196 161L198 162V163H196ZM252 161V162H251ZM256 161V162H255ZM257 161H259V162H257ZM54 162V163H53ZM80 162V163H79ZM83 162V163H82ZM89 162H91L90 164H89ZM156 162H158V164L157 165H155L156 164ZM168 164H167V163ZM192 162H193V164H192ZM205 162H209L208 164L206 163L205 164ZM261 162H263V163H261ZM72 163H74V166H73V164ZM86 163H88L89 164V166H88V164L86 165ZM93 163V164H92ZM148 163V164H147ZM177 163V164H176ZM184 164V165H182V164ZM196 165H195V164ZM211 163H213L212 165H211ZM244 163V164H243ZM254 163V164H253ZM255 163H257V164H255ZM55 164V165H54ZM72 164V165H71ZM92 164V165H91ZM166 164V165H165ZM203 164H205L206 166H207V168H206V166L205 165H203ZM220 164V165H219ZM251 165V167L253 168H251L250 166H247L246 167V165ZM83 165V166H82ZM95 165V166H94ZM99 165H100V168H99ZM175 165H177L176 167H174ZM185 165H187L186 167H187V169L189 170V169H192V166H193V171L197 168V170L198 171H194V173H196V174H194L191 170V174H190V171H188L187 169V172H189V173H187L186 171H185V168L183 169V167H185ZM191 165V167H189V166ZM195 165V166H194ZM211 165V166H210ZM258 165V166H257ZM263 165V166H262ZM49 166V167H48ZM88 166V167H87ZM160 166V167H159ZM200 166H202V167H200ZM210 166V167H209ZM244 168H243V167ZM48 167V168H47ZM97 167V168H96ZM101 167H102V171H101ZM172 167H174V169L172 168ZM182 167V168H181ZM195 167V168H194ZM211 167H212V169H211ZM214 167H216L215 169H214ZM219 167V168H218ZM258 167V168H257ZM75 168V167H74ZM88 168H93V169H91V175L93 176H91L90 174H89V172H90V169H88ZM153 168L152 169H150L151 170V172H150V170L144 175V178H146V183H147V186L148 187H144V190H146L147 192H148V194L149 195H151L152 193H153V195H151V198L153 197V198H156L157 200H158V196L160 197V195L158 194V193H160L161 194V190H160V186L161 185H163V184H160L161 182H160V177H159V180H158V174H160L159 172L160 171H158V172H156L155 173V171L153 170ZM179 169V170H176V169ZM201 168V169H200ZM245 168H250V170L249 169H245ZM11 171H10V170ZM87 169V170H86ZM95 169H96V171H95ZM97 169L98 170H100L99 172H97ZM199 169H200V173H199ZM205 171H204V170ZM235 169V170H234ZM237 169V170H236ZM85 170H86V172H85ZM154 172H153V171ZM202 170V171H201ZM206 170H208V171H206ZM241 172V170H243L241 173L239 172V171ZM246 170H248V172L246 171ZM263 170V171H262ZM43 171V172H42ZM92 171H93V173H92ZM179 171V172H178ZM212 171V172H211ZM239 172V175H238V173L237 172ZM10 172V173H9ZM62 172V173H61ZM83 172V173H82ZM198 172V173H197ZM202 172V173H201ZM245 172V173H244ZM256 172H258L257 174H256ZM25 173V172H24ZM57 173H59V174H57ZM65 173V174H64ZM84 173H86L85 174V176H89V177H91V179H88L87 177H85L86 179H88L87 181L86 180H84L85 178H83L84 177ZM102 173V174H101ZM169 173V174H170ZM184 173H186L187 175H184ZM203 173H205V174H203ZM211 173V174H210ZM212 173H213V176H212ZM245 175H243V174ZM248 173V174H247ZM251 173V174H250ZM63 174V175H62ZM83 174V175H82ZM95 174L97 175V176H95ZM98 174L100 175V178H99V176H98ZM155 174H156V177H154L155 176ZM193 174V175H192ZM199 174V175H198ZM229 174H231V175H229ZM242 174V175H241ZM263 174V175H262ZM13 175V176H12ZM60 175V176H59ZM65 175V176H64ZM150 175V176H149ZM178 175H179V177H178ZM189 175V176H188ZM194 175H196L195 177H194ZM210 175V176H209ZM228 175V176H227ZM53 176H55V177H53ZM57 176H59V177H57ZM83 176V177H82ZM149 176V177H148ZM181 176V177H180ZM200 176L202 177L203 176V178H200ZM208 176V177H207ZM235 176L237 177V178H235ZM254 176V177H253ZM65 178V179H62L61 180V178ZM69 177V178H68ZM96 177V178H95ZM98 177V178H97ZM178 177V178H177ZM194 177V178H193ZM205 177V178H204ZM214 178V180H213V178ZM218 178V180L216 179V178ZM234 177V178H233ZM244 177V178H243ZM58 178H60V179H58ZM67 178V179H66ZM149 178V179H148ZM155 178H157V180L159 181H156V179ZM192 178L194 179V180H192ZM195 178L198 180H195ZM239 178H241V179H239ZM261 178H262V180H261ZM51 180V182H50V180ZM92 179L94 180V182H92ZM95 179L97 180V183L99 184H97V183H95ZM101 179V180H100ZM147 179H148V181H147ZM155 179V180H154ZM181 179V180H180ZM200 179H202V180H200ZM216 179V180H215ZM230 179V180H229ZM238 179V180H237ZM10 180V181H9ZM54 180L55 181H58V184H57V182H54ZM64 180H65V182H64ZM84 180V181H83ZM91 180V181H90ZM149 180H151L150 182H149ZM207 180V181H206ZM240 180V181H239ZM242 180V181H241ZM61 181V182H60ZM156 181V182H155ZM192 181V182H191ZM204 181V182H203ZM222 181V182H221ZM256 181V182H255ZM262 181V183H260ZM12 182V183H11ZM48 182V183H47ZM62 182H63V185H62ZM154 182V183H153ZM158 182V183H157ZM195 182V183H194ZM207 182V183H206ZM213 182H215V183H213ZM219 182V183H218ZM227 182H229L230 184H228ZM234 183V185H232L233 183ZM240 182V183H239ZM28 183V182H27ZM30 183V182H29ZM50 183H53V187H51V188H49L51 185H49ZM55 183H56V186H55ZM88 183L85 185V186H87L88 185ZM158 184V185H154V184ZM198 183V184H197ZM210 183V184H209ZM256 183H258V184H256ZM10 184V185H9ZM12 184V185H11ZM71 184V183H70ZM154 186H153V185ZM160 184V185H159ZM196 184H197V186H196ZM203 186H202V185ZM212 184H213V186L215 187H212ZM30 185H33V187L32 186H30ZM58 185V186H57ZM59 185H60V187L62 188L61 190H59ZM66 185V186H65ZM96 187H95V186ZM151 185V186H150ZM194 185V186H193ZM211 185V186H210ZM227 187H226V186ZM230 187H229V186ZM241 185H243V186H241ZM257 185V186H256ZM27 186H30V188L33 190V188H35V190L37 189V187H35V186H37L36 184H27ZM64 186V187H63ZM198 186H199V188H198ZM220 186V187H219ZM225 186V187H224ZM234 188H232V187ZM240 186V187H239ZM259 186V187H258ZM55 187V188H54ZM56 187H59V188H56ZM195 187V188H194ZM224 187V188H223ZM1 188H2V190H1ZM63 188H64V190H63ZM145 188H147V189H145ZM207 188V189H206ZM217 188V189H216ZM222 188V189H221ZM260 188V189H259ZM153 189V190H152ZM196 189V190H195ZM199 189V190H198ZM220 189V190H219ZM226 189V190H225ZM237 190V191H234V190ZM59 190V191H58ZM63 190V191H62ZM193 190H194V192H193ZM204 190V191H203ZM210 190V191H209ZM212 190V191H211ZM214 190V191H213ZM259 190V191H258ZM262 190V191H261ZM4 191V192H3ZM18 193H17V192ZM49 191V192H48ZM196 191V192H195ZM205 191L207 192V193H205ZM215 191H216V195H215ZM221 191V192H220ZM226 191V192H225ZM230 191H233V192H230ZM256 191V192H255ZM8 192H10V193H8ZM25 192V193H24ZM51 192V193H50ZM54 192H55V194H54ZM59 192H60V195L59 196H63V197H57L58 196V194H59ZM151 192V193H150ZM210 192H211V194H210ZM21 193V194H20ZM45 193V194H44ZM49 193H50V195H49ZM157 193V194H156ZM193 193H195V194H193ZM199 193H203V194H199ZM227 193H229V194H227ZM231 193H234L233 195L231 194ZM237 193V194H236ZM262 195H261V194ZM19 194V195H18ZM22 194H24L23 196H22ZM47 194V195H46ZM54 194V195H53ZM61 194H63V195H61ZM208 194V195H207ZM214 194V195H213ZM221 194V195H220ZM225 194V195H224ZM227 194V195H226ZM21 195V197H19ZM57 195V196H56ZM155 195V196H154ZM158 195V196H157ZM197 197H196V196ZM201 195V196H200ZM223 195V196H222ZM239 195V196H238ZM40 196H43V197H40ZM45 196V197H44ZM49 196V197H48ZM53 196H54V199H53ZM170 196V195H169ZM168 196V197H169ZM188 196H190V198H194V200H192V201H188V199H190ZM203 196H205V197H203ZM206 196H208V197H206ZM212 196V197H211ZM259 196H261V197H259ZM19 197V198H18ZM50 197H52V198H50ZM188 197V198H187ZM222 197V198H221ZM226 197V198H225ZM232 197H234V198H232ZM239 197V198H238ZM240 197H241V199H240ZM257 197V198H256ZM62 198V199H61ZM187 198V201L189 202V204H188V202H186V199ZM202 198V199H201ZM212 198V199H211ZM251 198H252V200H251ZM21 199H23V200H21ZM28 199V200H27ZM33 200V201H30V200ZM88 199H91V197H89ZM204 199V200H203ZM208 199V200H207ZM218 199V200H217ZM222 199H223V201H222ZM226 199V200H225ZM228 199V200H227ZM234 199V200H233ZM258 201H257V200ZM55 200V201H54ZM253 200H254V203H253ZM261 200V201H260ZM32 203L33 202V204L31 205V204H29L30 202ZM40 201V202H39ZM84 201V200H83ZM91 201V200H90ZM100 202V204L99 203H96V202ZM194 201V202H193ZM198 201V202H197ZM201 201V203H199ZM210 201V202H209ZM211 201H212V203H211ZM219 201H222V202H220L219 203ZM224 201H226V202H224ZM230 201V202H229ZM236 201H237V203H236ZM238 201H239V203H238ZM47 202H49V204L47 203ZM50 202H53V205L50 203ZM59 202H60V204L61 205H63L62 207L60 206V204H59ZM193 202V203H192ZM206 202V203H205ZM209 202V203H208ZM213 202H214V204H213ZM248 202L249 203H251V204H248ZM255 202H258V203H255ZM58 203V204H57ZM191 203V204H190ZM195 203V204H194ZM212 204V207L211 206H207V205H209V204ZM243 203V204H242ZM246 203V204H245ZM263 205H262V204ZM48 204V205H47ZM51 204V206H49ZM89 204V205H88ZM198 204H200V206L198 205ZM202 204V205H201ZM223 204V205H222ZM43 205V206H42ZM56 205V206H55ZM91 205V206H90ZM194 205V206H193ZM216 205V207H217V205H218V207H219V209H221V212H219L220 210H218V209H216V214H215V210H213ZM233 205H235V206H233ZM67 206V208L68 209H66L65 207ZM88 207V209H90V210H87V211H89V212H87L86 211V209H87V207ZM196 206V207H195ZM203 206V207H202ZM226 206V210H225V207ZM229 206V207H228ZM251 206V207H250ZM30 207H32L33 208V212H30V210L32 209V208H30ZM55 207H57L58 208V210H57V208H55ZM92 207H93V209H92ZM189 207V208H188ZM205 207H207L206 209H204ZM210 207V211H212V213H214L213 215H212V213H210V211H209V208ZM217 207V208H218ZM231 207V208H230ZM240 207V208H239ZM250 207V208H249ZM257 207V208H256ZM65 208V209H64ZM72 208V209H71ZM212 208V209H211ZM252 208V209H251ZM67 211V210H69V212L67 211V213H68V215H67V213H65V211ZM71 209V210H70ZM190 209V210H189ZM199 209V210H198ZM207 209H208V211H209V215L208 216H206L205 217V213H207L208 214V212H207ZM223 209V210H222ZM248 209V210H247ZM80 210V211H79ZM96 210H97V212H96ZM188 210V211H187ZM196 210V212H195V214H196V216H195V214H193L194 213V211ZM201 210H202V212H201ZM241 210V211H240ZM249 211V212H247V211ZM261 210V211H260ZM71 211H73L75 214H72V212ZM214 211V212H213ZM218 211V212H217ZM228 211V212H227ZM237 211H239V212H237ZM77 212H79V213H77ZM80 212L82 213V217H79V216H81V214H80ZM94 212H96V213H94ZM103 212V213H102ZM193 212V213H192ZM203 212H205V213H203ZM224 212V213H223ZM262 212V213H261ZM36 213V214H35ZM63 214V213H65V215L63 214L62 215V217L64 218L63 220H61L62 219V217H60V214ZM84 213V214H83ZM88 213V214H87ZM91 213V214H90ZM202 213H203V215H202ZM227 213H229V214H227ZM238 213V214H237ZM239 213H241V215H239ZM261 213V214H260ZM46 214H49V215H46ZM69 214H70V216H73V217H69ZM72 214V215H71ZM77 214V215H76ZM88 215V217L86 216V215ZM200 214H201V216H200ZM222 214H223V216H222ZM248 214V215H247ZM43 215L46 217L45 218V221H43V223H42V220H43ZM76 215V216H75ZM89 215H91L92 217H90ZM94 215V216H93ZM102 215H104V216H102ZM189 215V216H188ZM210 215H212V216H210ZM226 215V216H225ZM241 216V217H239V216ZM244 215H246V216H244ZM68 216V217H67ZM232 216V217H231ZM236 216V217H235ZM246 218H244V217ZM66 217H67V220H65L66 219ZM76 217H79L78 219H76ZM84 217V218H83ZM92 218V221L91 220H88L87 218ZM187 217H189V219H186L187 220V223H188V227L186 226V228H182V230H181V232H180V230L179 231H177L178 229H180V228H178V226H180V225H182V224H184V219L185 218H187ZM196 217H199V218H196ZM204 217V218H203ZM209 217V218H208ZM218 217V216H217ZM221 217H223V218H221ZM243 217V219H241ZM84 220H83V219ZM86 218V219H85ZM183 220H182V219ZM200 218H201V220H200ZM76 221H75V220ZM80 219V220H79ZM81 219L83 220V221H81ZM195 219V220H194ZM199 219V220H198ZM203 219V220H202ZM251 219V220H250ZM64 220H65V222H64ZM70 220H71V222H70ZM75 222V223H73V221ZM245 220V221H244ZM78 221V222H77ZM94 221V222H93ZM177 221H179V222H177ZM198 221V222H200V221H202V222H200V223H198V224H195L196 222ZM247 221V222H246ZM62 222V223H61ZM69 222V223H68ZM84 222V223H83ZM103 222V223H102ZM193 223V224H189V223ZM246 222V223H245ZM260 222V223H259ZM61 223V224H60ZM71 223V224H70ZM77 223H79L78 225H77ZM81 223V224H80ZM89 223L91 224L90 226H89ZM101 223H102V225H103V227H102V225H101ZM202 223V224H201ZM204 223L206 224V226L204 225ZM57 224V225H56ZM66 226H64V225ZM67 224H68V226H67ZM70 224V225H69ZM75 224V225H74ZM83 224V225H82ZM92 224H94L93 226L94 227H92ZM199 224H201V225H199ZM258 224H259V227H257L258 226ZM260 224H262V225H260ZM50 226L49 228L51 229V231H44L43 230V226ZM62 225V226H61ZM72 225H74L73 227H71ZM79 225L82 227H79ZM100 225H101V229H99L100 228ZM245 225V226H244ZM249 225V226H248ZM256 225V226H255ZM56 226H59V227H56ZM60 226H61V228H60ZM84 226V227H83ZM86 226H87V229H86ZM89 226V227H88ZM201 228H200V227ZM250 227V226H252L251 228H248V227ZM261 226V227H260ZM76 227V228H75ZM79 227V228H78ZM99 227V228H98ZM105 227V228H104ZM193 227H195V226H193ZM257 227V228H256ZM58 228V229H57ZM60 228V229H59ZM68 228V229H67ZM70 228H73V229H70ZM85 228V229H84ZM191 228V227H190ZM189 228V229H190ZM204 228H205V230L207 231H205L204 230ZM256 228V229H255ZM56 229H57V231H56ZM70 229V230H69ZM91 229H93V231H94V234H93V232L91 231ZM104 229V230H103ZM192 230H193V228H191ZM190 229V230H191ZM201 229H203V230H201ZM61 230V231H60ZM70 232H69V231ZM198 230H200V231H198ZM241 230V231H240ZM249 230V231H248ZM68 231V232H67ZM77 231V232H76ZM80 231H81V233H80ZM101 231V232H100ZM202 231H204L205 232V234L204 233H202ZM235 231H236V229H235ZM74 232H75V234H74ZM248 232V233H247ZM251 232V233H250ZM59 233H60V235H59ZM69 233V234H68ZM86 233V234H85ZM95 233H97V234H95ZM103 233V234H102ZM181 233V235L179 236L178 234H180ZM232 233V234H231ZM57 234V235H56ZM73 234V235H72ZM88 234V235H87ZM183 234V235H182ZM187 234H189V230L187 231ZM53 235V236H52ZM56 235V236H55ZM86 235V237H84ZM201 235H204V236H206V238L204 237V236H201ZM226 235V236H225ZM231 235H232V237H231ZM239 235V236H238ZM241 235V236H240ZM94 236H95V239H94ZM183 236V237H182ZM197 236V237H196ZM228 237V236H230V238H228L227 240H228V243H227V240H225V242H223L224 241V238L225 237ZM234 236H236L235 238L236 239H238L237 241H242V243L241 244H239L237 241V244H235L236 242L234 241V240H236L235 238H234ZM245 236V237H244ZM25 237V238H24ZM201 237H202V239H201ZM205 239H204V238ZM263 237H264V235H263ZM27 238V239H26ZM71 238V239H70ZM75 238V239H74ZM85 238V239H84ZM232 238V239H231ZM241 238H243V239H241ZM26 239V240H25ZM55 239V240H54ZM79 239V240H78ZM89 239V240H88ZM200 239L201 240H205V241H200ZM226 239V238H225ZM264 239V238H263ZM66 240V241H65ZM73 240V241H72ZM84 240H87V241H85V242H83ZM230 240V241H229ZM53 241V242H52ZM55 241V242H54ZM59 241V242H58ZM68 241V242H67ZM69 241H70V243H72L71 245H70V243H69ZM83 243H82V242ZM92 241V242H91ZM94 241V242H93ZM232 241V242H231ZM235 242V243H234ZM51 243V247H49L48 249H45V247H46V245L47 244H50ZM85 243V245H83ZM227 243V244H226ZM230 243H232L230 246L228 245V244H230ZM6 244H8V245H6ZM42 244V245H41ZM67 244V245H66ZM95 244V245H94ZM236 246H235V245ZM36 245L38 246V247H36ZM45 245V246H44ZM80 245H82V247L83 248H81V246ZM96 245H98L99 246V248H98V246H96ZM233 245V246H232ZM26 246V247H25ZM72 246V247H71ZM79 246V248H77ZM35 247V248H34ZM40 247V249H37V248H39ZM44 247V248H43ZM74 247V248H73ZM96 250H94L93 248ZM231 247V248H230ZM18 248V247H17ZM42 248V249H41ZM89 248V249H88ZM37 249V250H36ZM83 249V250H82ZM228 249V248H227ZM86 250V251H85ZM91 250H93V251H91ZM101 250H103V252L101 251ZM14 251V252H13ZM16 251V252H15ZM76 251V252H75ZM26 253H28V252H26ZM71 253V254H70ZM94 253V254H93ZM15 254H17V255H15ZM89 254V255H88ZM102 254V255H101ZM86 255V256H85ZM16 256H18V257H16ZM92 256H93V258H92ZM99 256V257H98ZM3 257V258H2ZM13 257V258H12ZM78 257V258H77ZM106 257H109V258H106ZM86 258V259H85ZM100 258V259H99ZM102 258V259H101ZM10 259V260H9ZM16 259V260H15ZM80 262H79V261ZM105 260H107V261H105ZM110 260V261H109ZM114 260V261H113ZM9 261H10V263H9ZM68 261V262H67ZM87 261V262H86ZM102 261V262H101ZM118 261H119V263H118ZM51 262V263H50ZM54 262V263H53ZM56 262H58V263H56ZM59 262H61V263H59ZM84 262V263H83ZM90 262V263H89ZM20 264V263H19ZM121 264H127V263H125V262H122ZM263 264H264V262H263Z\"/></svg>",
  "mask_w": 264,
  "mask_h": 264
},
{
  "label": "crops",
  "instance_id": "0c3cea01",
  "mask_svg": "<svg viewBox=\"0 0 264 264\" xmlns=\"http://www.w3.org/2000/svg\"><path fill=\"white\" fill-rule=\"evenodd\" d=\"M147 195L149 196V194L147 193ZM151 198V197H150ZM136 212V217H138L139 215V212L136 210L135 211ZM162 219H163V217H162ZM161 219V220H162ZM138 239V237H135V236H131V235H129V241L127 242V244L125 245V247H129V248H133V247H135L136 245H137V240ZM133 241V242H132ZM129 244V245H128ZM134 245V246H133Z\"/></svg>",
  "mask_w": 264,
  "mask_h": 264
}]
</instances>
